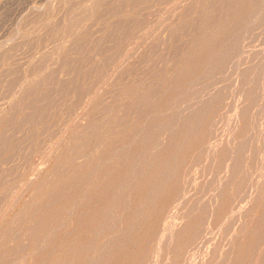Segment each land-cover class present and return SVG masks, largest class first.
<instances>
[{"label":"rangeland","instance_id":"obj_1","mask_svg":"<svg viewBox=\"0 0 264 264\" xmlns=\"http://www.w3.org/2000/svg\"><path fill=\"white\" fill-rule=\"evenodd\" d=\"M141 1L143 2V0H122V1L120 0L121 3L119 2V0H0V109H2L1 112H0V116H2V117H0V119H1L0 120V133L2 132L0 134L1 135L0 136V142H2V140H3V142L0 143L1 144L0 145V153H1V155H0V201H1L0 205L4 208L3 209L0 206V213L2 212V209L4 211L3 212V214H4L3 221L4 222L2 221L1 224H0V256L4 254L7 259L8 258L12 259V256H11L10 253L14 252L15 250H16L15 252H18V250L21 249L20 247L23 246L25 248V246H26L27 249H23L22 248L21 250H19L20 254H21V258L24 259L23 257L25 256V259L24 260L19 259L20 262L18 261L17 264L18 263H20V264H51L52 258H55L56 260H57V258H60L59 264H60V261L61 262H65V264H87V262L90 264L92 261H93L92 262L93 264H97V263L98 264H153L154 262L156 264H172V263L173 264H185V263L186 264H188V263L192 264L190 261L193 262V260L197 261L198 263L202 262L201 264H218V262L221 263V264H228V263L229 264H249L251 261L252 262L250 264H254V263L255 264L256 263L259 264V262H260V264H264V253H263L264 250L261 249V248H264V245H263L264 244V238H263L264 237V234H263L264 230L262 229V228H264V214H263L264 213V195H263V192H264L263 191L264 190V176H263L264 168L263 167L264 166L262 167L261 166L262 164L261 165L258 164L260 162V163H263V165H264V158H263L264 157L263 156L264 155V150H262V148H264V138H263L264 134H262V131L264 133V129H263L264 128V124H263L264 123V117H263L264 115H262V114H264V109H262L261 108L262 105H260L261 102H262L263 107H264V94L260 95V93H262L263 90H264V87H263V85H264V79H263L264 78L263 77V75H264V64L263 65L261 64L262 61L264 63V60H262V58L264 59V57H263L264 56L263 55L264 46L262 47V44L264 45V43H262V42H264V41H262L261 43H258L261 40V38L263 36V33H264L263 30L259 29V28H263L264 29V24H262V23H264V20L262 21V23L257 21L258 19L260 21L262 20V18L261 19L259 18L260 17L259 15L263 14L262 12H263L264 8L262 9V7H264V5H262V4H264V2H263L264 0H262V2H261L262 4H261V6H259V8L262 9V11L259 10L258 8H256V7H258V3H260V0H258V3L255 2L256 4H254V0H252V1L251 0H243L244 2H242L241 0H237V1H235V0H225V1L222 0L223 3L221 2V0H214V1H216V2L213 1V3L215 4L214 7H212L213 6L212 1L210 2L209 0H203L202 2H200V0H148V1L144 0L143 3ZM233 1L236 4H234ZM255 1H257V0H255ZM190 2H192V3L190 5H188ZM227 2H228V5H226ZM123 3H124V5H123ZM229 3H233L234 6L232 7V11H231V14L228 16V18H229L228 19L227 16H226V12L224 10H227V8L231 9V7H228ZM244 3H245V5H244ZM251 3L256 5V7L253 6V4H251ZM121 5H123V7ZM204 5L209 10L206 9L207 11H204L205 10L204 9V7H205ZM251 5H252V7H251ZM74 6H76V7H74ZM86 6H88L87 9H86ZM131 6H132V8H131ZM210 6L213 9H211ZM218 6H219V9L216 10V7L218 8ZM241 6H242V8H241L242 10H240ZM142 7H143V9H141ZM186 7H187V9H186ZM222 7H223V9H221ZM183 10L187 11V13L186 12L183 13L184 16L182 15ZM198 10L199 11L203 10V11L202 12H197ZM250 10H253V11H250ZM258 10H259V12H258ZM89 11H90V13H89ZM188 11L189 12L191 11V12L189 13ZM79 12H81V13H79ZM205 12H207V13H205ZM219 12H220L221 15L219 14V16H217ZM224 12H225V15L223 14ZM249 12H250V14L253 13V14H256V15L258 13V16H259L258 18L255 15V18L257 20L255 18H252L253 23H254V20H256V22L254 24L252 23V20L250 19L252 17V14L250 15L251 16L250 17L249 14H248ZM198 13H201L200 15H202V16L201 17H197L196 14H198ZM204 13L206 15L212 14L211 17L208 19V21L205 18V14ZM203 14H204V18H203ZM239 14H240V16H239ZM244 14H246V15H244ZM70 15H72V16L70 17ZM138 15H140V16H138ZM192 15H193V17H191ZM200 15L198 14V16H200ZM214 15H216L217 19H216V17ZM67 16H68V18H67ZM225 16H226L227 20H231V21H230V23L227 24V26H226L227 29H224V30H222L220 32L219 38L217 40H213V41H216V42H214L215 43L214 44L213 41H211V39L209 37V34H206L207 33V29L208 28H209V30L212 29L210 31L208 30V33L209 32L212 33L215 30V28L217 30V27H215V26L219 22L223 23L222 20H225ZM175 17H176V19H175ZM241 17H242V19H240ZM244 17L245 18L247 17V20L244 19ZM77 18L79 20L80 19L81 20L79 21ZM125 18H128V20H125ZM131 18H132L133 22H134V19L136 21L134 23L131 22L130 21ZM189 18H192V19L189 20ZM194 18H196V19L198 18V20L201 19L200 22L199 21L197 22L198 23L197 26L195 25V23L197 21L196 19H195V21L193 23ZM213 18H215L216 21ZM66 19H67V21H66ZM82 19H83V21H82ZM173 19H175V21H172ZM204 19H205V21H204ZM212 19L215 21L214 22L215 26L213 25ZM218 19H220V20H218ZM243 19L246 20L247 22L244 21ZM263 19H264V17H263ZM69 20H71L72 22H69ZM77 20L79 21L78 23L81 24V22H82V24L81 25L79 24L76 27V24H78L76 22ZM235 20H237V21H235ZM239 20H241V21H239ZM73 21H74V23L76 22L75 25H74ZM120 21H122V22H120ZM171 21H172V23H171ZM67 22L69 24V28H72V29L69 30L70 32L67 30V29H69ZM127 22H129L128 24L131 25V26L129 25V28H128L127 25H125V24H127ZM136 22L138 23V25H136ZM176 22H177L178 26H177ZM203 22H207V24L210 23V22L212 23V25L210 23L211 27H209L210 25L208 24L209 25L208 28H206L207 26L204 25L203 28L204 29L206 28L205 29L206 32H205V30L202 27L199 28L200 26H202ZM237 22H239V23H237ZM71 23H73V26L70 25ZM188 23L194 24L193 27L190 24L188 26ZM257 23H260V26H258L259 24L257 25ZM63 24H64V27H63ZM120 24H121L122 28H120L118 30L117 28L120 27ZM173 24H175V25L172 26ZM181 24L183 25V27L181 26ZM184 24H186V29H185V25ZM117 25H119V26L117 27ZM135 25H136V28H135ZM219 25H220V23H219ZM219 25H218V27H219ZM247 25H250L249 28L247 27ZM70 26H72V27H70ZM80 26H82V27H80ZM126 26L128 28V31H127ZM171 26L174 27L175 29H173V28L171 29ZM187 26L189 28H187ZM228 26H230V27H228ZM241 26L245 27L246 29L248 28L249 29L248 33H246L245 31H247V30L242 28ZM251 26L254 29L252 31H251V29H252ZM191 27L192 28L195 27L193 29V31H194L193 33L197 32L196 34H197L198 38H200L199 39V43L200 44L197 41L198 40L197 36L190 32V31H192ZM240 27L242 29H244L243 31L245 33L242 31V29H240ZM256 27L259 29V31L261 30V33H262V34L259 33L258 29L256 30L260 34V35L259 34L254 35L256 38L259 36L258 38H260V39L258 40V38H257L258 41L256 40V38L252 39V37H251V35L257 33L255 31ZM73 28H74V30L75 29L76 30L73 31ZM133 28H135V29H133ZM183 28L185 29V31L188 30V32L185 33V31H182ZM231 28H232V30H231ZM53 29L55 31H52ZM115 29H116V31H115ZM199 29H201L202 31L200 30L201 32H199ZM229 29L231 31H233V32L230 31L231 35H229L230 34ZM239 29H240L241 32L239 31ZM61 30H62V33L60 32ZM172 30H173V32H172ZM174 30H175V32L177 31V33H178V34L176 33L177 35H175ZM180 30H181V32H180ZM203 30H204V32H203ZM225 30H226V32H225ZM234 30H236V31H234ZM122 31H124V32L126 31V34L124 32H122ZM254 31L256 33H254ZM189 32H190V35L188 34ZM234 32L235 33L237 32L236 34L238 36L235 35ZM250 32H251V34H249ZM53 33H54V35H52ZM59 33H60V35H59ZM108 33H109L110 36L112 34V36L111 37L110 36L107 37ZM120 33L123 34L124 36L120 35ZM180 33H182L183 36H181ZM203 33H205L204 36H203ZM243 33H244V35L245 34L246 35L249 34L250 36L248 35L249 37L246 36V38H244L245 36L243 35ZM187 34H188V36L186 37L185 35H187ZM58 35H59V39H58ZM220 35L221 36L223 35L222 39H220L221 38ZM232 35L234 37H231ZM166 37H168V38H166ZM175 37H177L178 40ZM189 37L191 39L192 38L193 39L190 40ZM235 37H236L237 40L235 39ZM237 37L239 39L241 38L240 41L238 40ZM162 38H165V39H162ZM174 38H175V40H174ZM187 38H189V40H190L189 43H187L188 42V40H186ZM263 38H262V40H263ZM184 39L186 40V45L182 43V42L185 43ZM249 39H250V41H249ZM164 40L167 41V42H165ZM193 40H195L196 43L192 42ZM201 40L204 42V44H203V42H201ZM232 40L234 42H235V40L239 41V42H235L236 43V45H235L234 42H232ZM158 41H160V42L162 41V42L159 43ZM180 41H181V44H180ZM225 41H226L227 44L229 43L226 46H225V44H226ZM247 41H249L248 42V46L251 44L249 47L248 46L246 47V46L243 45V44L247 45ZM251 41L254 42V43L252 44ZM157 42L160 44L159 46H157L158 45ZM164 42L166 44L169 43V45H166V44L164 45L163 44ZM208 42L210 44H208ZM240 42H243V43H241L242 45L240 44ZM113 43H114V46H113ZM177 43H179V46L182 48L181 50H180L179 46L175 47V45ZM191 43H192V45H191ZM195 44H196L195 48L192 47ZM206 44H207V47H206ZM220 44H223V46L220 45ZM231 44H232L233 47L231 46ZM237 44H240V45H237ZM80 45H82V46H80ZM171 45H174V46L171 47ZM190 45H191V47H190ZM154 46H157V47H154ZM164 46L165 47L169 46V47L165 48ZM185 46H188V47H185ZM229 46L231 47L230 51H229L228 48H226V47H229ZM237 46H241L242 50L246 49V50H244L246 52H247V50H249L248 53H246L244 51H241V48L239 49V47L237 48ZM242 46H244V48ZM57 47H58V51L56 50ZM60 47H61V49H60ZM152 48H154V49L152 50ZM175 48H177L176 49L177 52L174 50ZM178 48H179V50H178ZM187 48H189V49H187ZM206 48H208L207 52L204 51V49L206 50ZM209 48L210 49L213 48L214 51L213 52L208 51V50H210ZM233 48H234V50H233ZM249 48H251V50L252 49L253 50L257 49L256 50L257 52L256 51L254 52L253 50L252 51L255 54L257 53L258 58H257V56L254 53H252V51ZM258 48L261 51H259ZM59 49L61 50L60 52H59ZM171 49L174 50L173 51L174 55L171 52ZM154 50H157V52L154 51ZM160 50H162V51H160ZM192 50H193V52H192ZM150 51L151 52L153 51L155 53V55L154 56L151 55ZM163 51L165 53H167V54L163 55L164 54ZM186 51H188V52H186ZM234 51L235 52L238 51V53L237 52L235 53ZM48 52H49V54L51 53L52 56H51V54L49 55ZM181 52L184 55H181ZM185 52L189 56H187L185 54ZM217 52H220V54H218L219 56L217 55ZM221 52H223V53H221ZM227 52H229L230 55ZM239 52H240V54L242 52L243 53L240 56H238ZM45 53H46V55H45ZM156 53L158 54V56L156 55ZM207 53H209V54H207ZM226 53L230 56V58L228 57V55H226ZM232 53L235 54L237 56V58H236L235 55H234L235 56L234 57L232 55ZM251 53L255 55V57H252L253 59L250 58L252 56ZM258 53H259V55L262 54L263 56H261V58H260ZM145 54H146V56H144ZM175 54H177L176 55L177 57L180 56V58H177L175 56ZM221 54L222 55L225 54V55H223V57H222ZM246 54H247L248 57H246ZM47 55H49L50 57L49 58L45 57ZM97 55L99 56L98 58H97ZM168 55H169V58H168ZM242 55L244 56V58H243ZM103 56L108 57V58L106 59ZM142 56H143V58H142ZM173 56H175L176 58L173 59L172 58ZM210 56H211V58H210ZM146 57H148L149 59L148 58L146 59ZM150 57H152L151 58L152 60H150ZM163 57H165L164 58L165 62H163V59H162ZM185 57H187V58H185ZM196 57H198V58H196ZM226 57H227V59H226ZM44 58L45 59L47 58L49 61L47 60L46 63H45V61H44L45 59ZM199 58L201 59V62H200ZM228 58L231 59V60H229ZM241 58H243L242 60H244V61L240 60ZM245 58H247V60ZM102 59L104 60L103 61L104 63L101 62V66H100L99 64H100V61H102ZM105 59H106V61H105ZM166 59H168V61H166ZM171 59H173V60H171ZM186 59H187V61H186ZM192 59H194V61H191ZM219 59H221V60L225 59V61L222 60L225 63L220 62ZM159 60L162 61L163 63H165V65L163 63H160ZM209 60H210V62H209ZM216 60H217V62H216ZM228 60L229 61L238 60L237 62L240 61V63H238V66H237L236 61L235 62H229ZM252 60H254V62L257 61V63L252 62ZM141 61H142V63H141ZM154 61H155V63H154ZM260 61H261V63H260ZM146 62H148V63H146ZM249 62L254 63L256 66L254 65V68H253V64H251ZM145 63L147 64L146 66L144 65ZM157 63H159V65ZM174 63H175V65H174ZM204 63H206V64H204ZM208 63H210V65L212 67ZM212 63H213V65H212ZM226 63H228V64L229 63L230 64L234 63L232 65H235L234 66L235 67V71L233 70L234 67L232 65L231 66L229 65V67H228V64H226ZM77 64H80V65H78V67H76ZM160 64H163V65L161 66ZM180 64H185V65L180 66ZM248 64H250V65H248ZM257 64H259L260 68H259V66ZM172 65H174V66L172 67ZM199 65H202V66H199ZM216 65H218V66H216ZM221 65H223V66H221ZM242 65H243V67L241 68ZM159 66H160L161 70H159ZM170 66L172 67L171 69H170ZM248 66L249 67L251 66V69ZM42 67H43L44 71L41 69ZM80 67H82L83 69L80 68ZM183 67H186V68H183ZM213 67H214L215 70L212 69ZM226 67H228V68H226ZM230 67H232V69ZM256 67H257V69H256L257 71L255 70ZM77 68H78V70H77ZM147 68L149 69V71H147ZM166 68L167 69L169 68V70L165 71ZM207 68L208 69L210 68V69L207 70ZM216 68L218 69V71L221 70L220 71L221 75L219 74L220 72H217ZM243 68H244V70H243ZM248 68H249L250 71L249 70H247V71H249V72H247L245 70V69H248ZM261 68L263 70H260ZM89 69L91 71H92V69H94V70L92 71V73H91V71H89L88 73L84 72L85 70L88 71ZM150 69H151V71H150ZM176 69H177V71H176ZM185 69H186V71H185ZM211 69H212V71H211ZM222 69H224V70L225 69H229V70L233 71L232 72L233 74H231L230 71L225 70V71H227V72H225ZM239 69H242V70H239ZM258 69L261 71V73H259ZM80 70H82V72ZM155 70H157V71H155ZM206 70L211 72L210 74H213L215 72L216 76H215V74H214V76L216 77V79L218 81L220 80V83H218L219 86L214 81V80H216L215 77L211 75L212 77H214V79H213L208 74L209 72H205ZM75 71H76V74H75ZM77 71H78V73H77ZM79 71L82 73V76L79 75ZM146 71H147V74H145ZM163 71H165V74L161 73ZM167 71H168V73H167ZM223 71L226 74H229V75L228 76L225 75V73ZM240 71H242V72L244 71L245 73H242ZM179 72L181 74H183V77H181L182 76L181 75L179 77V79H176V76L178 74H180ZM234 72H236V73H234ZM237 72L240 73V75L242 74V76L244 75V77H246V75L248 74V76L246 77V80H245L244 77L240 76L239 74L237 75ZM255 72H256V75H255ZM152 73H153V75L155 73H158V75L156 74V75L153 76ZM199 73H200V75L201 74H205V75L207 74L209 76L207 77V75L206 76L204 75L205 76L204 77L203 75H201V77H200L198 75ZM217 73H218V75H217ZM86 74H88V75L86 76ZM257 74H259L261 76V78L260 77L258 78ZM150 75H152V77ZM163 75L165 77H167L166 80H165V77ZM197 75L199 76L198 79L196 78ZM219 75L221 77H219ZM234 75H236V76H234ZM251 75H253V76H251ZM33 76H35V78H33ZM73 76H75V77L73 78ZM85 76L88 77V78L90 77V78L87 79ZM155 77H156V79H155ZM203 77H204V79H203ZM224 77L225 78L229 77L230 80H231L232 77L233 78L235 77L234 79H236V80L234 82L233 78H232L233 80L230 81V80H226ZM252 77H253V80H252ZM80 78H81V80L79 81ZM157 78L159 80H161V79L164 80L161 83V85L164 84V89L161 92V94L163 95V93H165V95H163V98L160 101V108L162 107L160 112H162L164 115H162L161 113L159 114V112H157L158 114H154V116L155 115H158V116H155V118H154V116L152 115L153 113L145 111L146 110V108L144 107L145 104L143 105V103L141 102L142 105L140 106V102H138L137 99H135L136 98L135 95H137V92L140 89H142V87L146 86V84L148 85V83L150 81H151V83H153L152 82L153 79L158 80ZM200 78L203 79V84L201 83L202 81L199 82ZM218 78H220V79H218ZM242 78H243V80H242ZM175 79H176V81H175ZM239 79L241 81H239ZM258 79L259 80L261 79L260 83H259ZM44 80H45V82H44ZM100 80H101V82H100V85L98 86L97 84H99L98 82ZM190 80H192V81H190ZM221 80H226V82L225 81L222 82ZM25 81H28V83L25 82ZM66 81L67 82L69 81L68 82L69 84ZM143 81H145V82H143ZM166 81H167V83H166ZM170 81H171V83H169ZM196 81L199 82L198 85H197ZM209 81H211V82L214 81V82L213 83H208ZM247 81L249 82V84L247 83ZM254 81H255V83H254ZM19 82H21V83L19 84ZM36 82L38 84H41V85H38ZM65 82H66V84H65ZM187 82H191V83L190 84H185ZM205 82H206L207 85L208 84L213 85L214 83L215 84L213 85V87L210 86V85H209L210 86L209 87L206 84H204ZM224 82H225L224 87L227 84L228 85H227V87L224 88V93L222 94L220 92L223 91V89H222L223 87H221V89H220V86H221V84H224ZM230 82L234 83V85L236 84V86L234 87V85L232 83H231V85H233V86H231L229 84ZM251 82H252V85L253 84L257 85L256 82H258L263 87V89H262V87L259 85L262 91L257 88L258 85L256 87H255V85H253L255 89H253L254 93L253 92L251 93L252 88H253V86H249L251 84ZM262 82H263V85H262ZM71 83L73 85H70ZM87 83H88V85H87ZM23 84H25V85H23ZM32 84H34V85H32ZM77 84H79V85H77ZM116 84H118V85H116ZM240 84H241V86H240ZM246 84H247V86H246ZM81 85H82V87H81ZM193 85H195L196 87L199 86V87H197L198 89L195 86H193ZM204 85H206L207 87L206 86L204 87ZM216 85H217V87H216ZM237 85H238V87H237ZM72 86L73 87L75 86V88H72ZM133 86H134L135 89L133 88ZM173 86L174 87L176 86L177 88H174ZM10 87H12V88H10ZM29 87H30V89H29ZM34 87H38L39 89L37 88V90H34L35 89ZM63 87H65L66 89L63 88ZM187 87H189V89H188V90H190L189 92L187 91ZM193 87H195L196 91L195 90L191 91L193 89ZM228 87H230V89H227ZM231 87H232V89H234V92L232 91ZM236 87L238 89H236ZM240 87L241 88L242 87L245 88L246 91L243 88L241 90ZM32 88H34V89H32ZM69 88H71L70 91H68ZM113 88L115 89V91H114ZM117 88L119 90H121V91H117L118 90ZM168 88H170V89H168ZM207 88H209V89H207ZM216 88H218V90ZM12 89L16 90L17 92L12 90ZM31 89L34 90L33 91L34 93L32 92ZM92 89H93V91H92ZM111 89H113V91H110ZM201 89H202V91H201ZM210 89L211 90L213 89L212 90V94H210L211 92H209V91H211ZM164 90H166V92H164ZM214 90L217 91V92L219 91V92L215 93ZM74 91H75V93H74ZM78 91H80V92H78ZM108 91H109V93H108ZM181 91H183V94L181 93ZM198 91H200L201 93L198 92ZM226 91H228L227 94H226ZM258 91H260L259 94L257 93ZM23 92H25V93H23ZM27 92L28 93L32 92L33 94H30V93L28 94ZM43 92L46 95H44ZM89 92H91V93L87 94ZM114 92H116V93H114ZM184 92H185V94L186 93H188V94L185 95ZM194 92H196V93L198 92V94L196 95V93H194ZM204 92H206V94L209 92V95L207 94L205 96V94H204L205 98L203 97V93ZM229 92H230V94H229ZM239 92L240 93L242 92L241 93L242 96H241V94H239ZM245 92H246V94H244L245 95L244 96L243 93H245ZM179 93H181L183 96H181V94H179ZM191 93H192V95H191ZM255 93H257L259 96L263 95L262 96L263 98L259 97ZM22 94H23V96H22ZM214 94H216V96ZM232 94H233V96H232ZM247 94H248V96H247ZM253 94H254V98L255 99L253 98ZM110 95H112V96H110ZM178 95L181 96V97L180 96L179 97L181 98L182 101L180 100ZM199 95L200 96L202 95L201 96V100L204 99L205 102L207 101L206 104H208V109H209L207 114L205 113V111L207 112V109L204 110L205 107L203 108V110H201L202 108H200V107L206 106V105H204L205 103L202 102V104H201L198 101V100H200V99H198ZM217 95L220 96V98H218ZM230 95L232 96V98L229 99V97H231ZM255 95H256L257 98H259V100L255 97ZM21 96H22V98H21ZM94 96H95V98H94ZM134 96H135V98L132 99V97H134ZM194 96L195 97L197 96V98H196L197 100L194 99ZM209 96L212 97V98L209 99ZM214 96L216 98L220 99V100L217 99V100L214 101L213 99H216ZM240 96H241V99H243L242 97L246 98L245 100L243 99L242 102L239 100V102H241L243 104V106H242L241 103H239L237 101V99ZM34 97H36V98H34ZM37 97L40 98V99H38ZM206 97H208L207 99H209V100H206ZM234 97H236V100H235ZM20 98L23 99V100L21 101ZM43 98H44V101H43ZM224 98H225V100H224ZM233 98H234V100L236 102H238L237 103L238 105H236V102L233 100ZM37 99H38L39 102L37 101ZM41 99H42V101H41ZM176 99H178V101H176ZM189 99H191V101L194 100V101H192V102L190 101V102L192 104L194 103L195 105H192L191 103H189ZM211 99H212L213 102L211 101ZM30 100H32V102ZM100 100H103V101L101 102ZM221 100H222V102H221ZM226 100H229V101H226ZM230 100H231V102H233L232 104H230L231 103ZM208 101L209 102L211 101L212 103L211 102L209 103ZM253 101L256 102V103H253ZM18 102L20 104H18ZM45 102H47L48 105ZM94 102H95V104H93ZM131 102L133 103V105L131 104ZM176 102H177V104H180V105H177ZM195 102L199 103L200 107H199L198 111L195 110V109H198V105H197V108H195L196 104H197ZM219 102H220V104H219ZM223 102H228L229 105L227 103L224 104ZM26 103H27V105H25ZM28 103H30V104H28ZM33 103L35 104V107H34ZM42 103H44V106H43ZM97 103L100 104V105H98ZM127 103H129V104H127ZM32 104H33V108L31 107ZM86 104H87V106H86ZM92 104H93V106H92ZM116 104H118V105H116ZM175 104L178 106V108H177V106ZM190 104L193 106L192 107L193 111H192L191 108H190V110L188 108V107L191 106ZM211 104H213V105H211ZM221 104H222V106H221ZM38 105H40V107H38ZM107 105L110 106V107H108ZM114 105H115V107H114ZM137 105L140 106V108H136ZM183 105L188 110L183 108V109H181L182 110L181 111L180 108H182ZM209 105H210V108H209ZM230 105L233 106L232 109H236L234 111L238 110L237 112H235L237 114H233L232 113L233 110L230 109L231 108ZM28 106H30L32 109H30V107H28ZM47 106H49L51 109L49 107H47ZM101 106H103V107H101ZM219 106H220L221 109L219 108ZM258 106H259V109H262V110H259L257 108ZM105 107H106V110H105L106 113L104 112L102 115L100 113H98L99 110H101L102 108L105 109ZM123 107L126 108V109H124ZM226 107L229 108V110L226 109ZM107 108L110 111H107ZM135 108H136L137 111L134 110ZM175 108L178 111H176ZM242 108H244V110ZM21 109H24V110H22V112L20 113L19 111H21ZM44 109H46V110H44ZM104 109L101 110V113H102V111H104ZM112 109H113V112H112ZM121 109H122V111H121ZM223 109H224V111H223ZM15 110L17 111L16 113H14ZM37 110H39V111H37ZM47 110H48V113H46ZM86 110H87V112H86ZM132 110L134 111L133 114L130 113V112H132ZM165 110L166 111L168 110L167 111L168 113L171 110V111H174V112L176 111V113L179 112L178 114H180L179 116H177L180 119L179 118L177 119L176 115H178V114H176L174 112H171L172 115L174 114V118L172 117V121H174L173 119H176L177 121L175 120L174 123H175V125L177 124V126L179 127V129H176V128H178L176 126H175L176 128L174 127L177 130L175 132L176 134L174 133V129H173V134H171L172 133L171 130H170L171 133L168 131V133L166 134V132H167L166 130L161 131L162 128L160 130V128L154 127L153 125H151L152 123L153 124H158L160 121H163L167 117L170 118V116H172L171 113L168 114ZM186 110H187V112H189V111L190 112L187 113ZM230 110H232V111H230ZM257 110H258V112H260V115H262L261 118L263 117L262 118L263 120L260 118L259 114H258V116H256V114L258 113ZM27 111L30 112V114L26 113V115H25L24 113L27 112ZM115 111L117 112V114H116ZM180 111L182 113H180ZM226 111H227V113H226ZM228 111H230V113ZM253 111L255 113H253ZM31 112H33V113H31ZM40 112H41V114H39ZM164 112L166 113V115H168L167 117H166ZM183 112H184V114H183ZM203 112H204V114H202ZM249 112H252L253 115L255 114L253 116V118L251 116L252 113L250 114ZM34 113L38 114L37 116L35 115V117H34L35 119L32 116L27 118V115L30 116L32 114L34 116ZM112 113H114L113 115L115 117L113 115L112 116L114 118H116L115 121H118V120L119 121H124V119L128 120L130 117H132V118H130L128 121L125 120V122H122V124H120V125L119 124L115 125L114 122H113L114 118L111 117V116L107 117V115H110ZM121 113H123V114H121ZM124 113L125 114L127 113L126 116H125ZM146 113H148V114H146ZM191 113L193 114V117H191L192 116ZM194 113L197 114V116ZM198 113H200V115H198ZM222 113L223 114L225 113L224 116L226 114L229 115L228 118L226 116V118H227L226 120L227 121H225V117L222 115ZM231 113H232L233 117L230 115ZM12 114H13V116H14V114H16L15 117H12ZM45 114H46V117L44 119L42 117H44ZM145 114H146V116H145ZM181 114H183V117H182ZM118 115H120V116H118ZM150 115H152V116H150ZM203 115L204 116L206 115V117H205L206 119H201L203 117ZM220 115L222 116V118H220L221 117ZM234 115H237V119L239 121H236V116H234ZM98 116H100V117H98ZM143 116H145V117H143ZM198 116L199 117L202 116V117L199 118ZM212 116H214V118ZM11 117L15 118V119L11 120ZM21 117H22V119H21ZM95 117H97V118H95ZM106 117L108 119H111V118H113V119L108 121ZM139 117H140V119H138ZM189 117H191L190 120H189ZM197 117H198V120L201 119L203 121L200 120L201 121V123H200V121H197V119H196ZM250 117L253 120H251ZM7 118H10V119L6 120ZM24 118L30 119L32 122L30 120L29 121L32 124H30L28 120L25 122ZM41 118L44 119V120L42 121ZM105 118H106L107 121L105 123H103L105 121ZM254 118H256V119L254 120ZM93 119H94V122H99L98 124L101 123L100 126L102 125V127H100V129H98L99 132L98 131L95 132V133H91L90 132L89 138L91 137V135H92V137L90 138L91 140L89 139L88 141H89V143H91V145L86 142L87 144L86 143L85 144L87 145V147H85V145H84V147H85L84 150H83V147L81 149L80 148L79 149L78 148L74 149L73 145L70 146L69 145L70 143H68L72 139V137H70V136L72 134L74 135V134H76V133L78 134L80 132L87 134V130H88L87 128H89V125H90L88 122L91 123V121ZM102 119H103V121H102ZM183 119H184V123L182 122ZM193 119H195V120H193ZM260 119L262 120L263 123L260 121ZM14 120H15V122H14ZM21 120H23L22 124H21ZM37 120H39V121H37ZM158 120H159V122H158ZM213 120H215V121H213ZM218 120H219V122H218ZM231 120H233V122ZM258 120H259V122H258ZM45 121L46 122L48 121V122L46 123ZM185 121H187V122H185ZM189 121H190V124H189ZM196 121L198 123H200V125H198L199 127H197V128H196V126H197L198 123ZM220 121H221V123H220ZM251 121L259 123L257 125V127H260V128H256V124L257 123L255 124V123H252ZM18 122H19V124H21L23 126V127L21 126V129L19 128L20 125L17 124ZM34 122H35V124H34ZM37 122L38 123L40 122V123L37 125L36 124ZM145 122H146V124H145ZM215 122H217V123H215ZM223 122H224V124H223ZM44 123H46V124H44ZM71 123H73V124H71ZM85 123H86V125H85ZM195 123H197V124H195ZM212 123H213V125H212L213 128L211 127ZM219 123H220V125H219ZM233 123H234V127H233ZM33 124H34V127H33ZM48 124H49V126H48ZM65 124H66V127H65ZM180 124H182V125H180ZM187 124H189V125L187 126ZM228 124L231 125V126L229 125L230 129L227 128ZM235 124H236V127H235ZM12 125H14V127H12ZM70 125H71V127H68ZM80 125H84V126H80ZM126 125H127V128H126ZM146 125H148V127ZM110 126L113 127V128L111 129ZM141 126L143 127V131H145V129H146V131H145V133H146L145 135L146 136H144V132L141 130ZM253 126H255L256 129L252 128ZM15 127H17V128H15ZM27 127H28V130L31 129V128L32 129L28 131ZM189 127H190V129L193 127L192 128V130L194 129L193 132L192 131L190 132V130H188ZM214 127H216V129H214ZM2 128H3V130H2ZM63 128H64V130H63V133H62V129ZM83 128H85V129H83ZM185 128H186V130L189 133H191L190 134L191 136L188 134V132H186ZM78 129H80V131H78ZM82 129H83V132L81 131ZM133 129H135V130L133 131ZM226 129H228V133H229V135L231 137L226 132L227 131ZM254 129H255V131H253ZM120 130L122 132H120ZM139 130L141 132H139ZM154 130L157 131L159 134L157 132L155 134ZM195 130H197V131H195ZM216 130H218L219 132L221 131V133H219L220 135L219 134L217 135L215 133V132L218 133V131H216ZM211 131H213L214 133L211 132ZM115 132L116 133H122V141L125 142V144H122V147H124V145L126 147V149L123 152L122 157H121V160L124 161L125 165H124V167H121V170L119 172L114 170L115 168L118 167V163H117L119 161V156L118 155L120 154V153L119 154L115 153V150L119 147V145H118V141L119 140H117L115 138V136H116ZM208 132H210L211 135ZM250 132L253 135H254V133L257 132L255 134L256 136L252 135L254 138L251 137V133ZM64 133H66V135ZM138 133H140L141 135L143 134V135L141 136ZM13 134H15V135L13 136ZM30 134H31V136H30ZM34 134H35V136H34ZM149 134H150V136H152L151 138H150ZM169 134L172 135V137L169 136ZM179 134H180V136H179ZM212 134H213V136H212ZM214 134H215V136H214ZM221 134H223V135H221ZM248 134H249V137L248 136L247 137L248 138H250V137L252 138L250 140H253V139L256 140V141L253 140L254 141L253 143H255V147H254V145H252L253 144L252 141H250L246 137V135H248ZM3 135H4V137H3ZM7 135H9V136L12 135L13 138L11 136L10 140H9V137ZM147 135L149 137H147ZM163 135H164V139L162 140ZM232 135L234 136V138H232ZM62 136L64 137L63 139H61ZM67 136H69V137H67ZM110 136L113 137V139L111 141H110ZM128 136H129V138H127ZM137 136H139L138 138L140 140L138 138L135 139V137H137ZM183 136H184V139H183ZM186 136H188V139H190L189 141H188ZM218 136H219V138H218ZM221 136H222L223 139L221 138ZM2 137H3V139H1ZM28 137H30V140H28L29 139ZM32 137H33V139H32ZM99 137H101V138H99ZM142 137H143V139H142ZM244 137H245V140L246 139L249 140L248 144L247 143L245 144V142H248V141H243ZM255 137L256 138L258 137L259 139L258 138L256 139ZM24 138H25V140H24ZM96 138L98 140H95ZM144 138L146 139L145 141H144ZM4 139L6 140V142L8 141L7 143H8L9 146H7L4 143L5 142ZM13 139H14V142H13ZM158 139H159V142H161V143L165 142V143H162L163 145L161 143H158V147H160L159 150H157L158 147H156ZM212 139H213V141H212ZM230 139H232V140H230ZM60 140H61V142H60ZM134 140H135V142H134ZM170 140H172L171 143H170ZM227 140H229V142H230V143L227 142V143H229L228 146H227V143H226ZM29 141H31V142L28 143ZM240 141H243V142H240ZM144 142H145V144H144ZM154 142H155V144H154ZM174 142H176V143H174ZM178 142H180V143H178ZM219 142H220V144H219ZM58 143L60 145H58ZM82 143H83V141H82ZM128 143L131 144L130 146H132L131 147L132 150L129 149L130 146L128 147ZM211 143L214 146H211ZM95 144L101 145V148H98L97 152H94V150H92V148L95 147ZM126 144H127V146H126ZM259 144L262 145L263 147H261ZM3 145H6L7 149H6V146L4 147ZM31 145L33 146V148H31L32 147ZM144 145H145L146 148L144 147ZM161 145H162V147H161ZM205 145L208 146V148L205 147ZM216 145L217 146L219 145V146L217 147ZM239 145L240 146L243 145L242 148H244L246 145L247 146H246V149H243V151L241 152V151H239V150H241ZM2 146L4 147L3 150H1L3 148ZM175 146H178L177 147L178 149ZM215 146L217 147V149H216ZM229 146H231V150L229 149ZM23 147H24V149H23ZM53 147H54V149H53ZM55 147H57V148H55ZM67 147H69V148L72 147L73 148L72 149L73 152L71 151V149H69ZM147 147H148V150H147ZM155 147H156L155 153H157V154L153 155L154 153L151 150H153V149L155 150ZM181 147H183V148H181ZM209 147H210V149H209ZM30 148L33 149V152L30 150ZM66 148H67V150H65ZM219 148L222 150V152H221V150ZM251 148H254V149L258 148L257 150H260V151L257 152L256 149H255L256 150L255 151L254 149H251ZM199 149H201L202 151H200ZM29 150L32 152V153L30 152V154H33V157H30ZM46 150H47V152H46ZM50 150H52V153L50 155H48V157H47V154L50 153L49 152ZM208 150H209V154H211V152L213 153V154H211V156L213 157V161H212V157H210V155L208 156V152H207ZM233 150H234L235 153H238V154H234ZM244 150H247L246 153L244 152ZM88 151H91V153L89 152V153H87V156H85L86 155L85 153L88 152ZM108 151H109V153H108ZM112 151H114L115 155H113L114 153H112ZM127 151H129V153H127ZM141 151H144L145 154L148 153V154H150L152 156H150V155L148 156V154H147L146 155L147 157H144L145 154H144V152H141ZM160 151H161V153H160ZM205 151H206V153H205ZM214 151H216V152H214ZM254 151L257 152V155L255 154ZM27 152H28V154H27ZM63 152H65V153L63 154ZM68 152H69V154H68ZM138 152L139 153L141 152L142 153V157H143V159L139 160L140 162L136 161L137 160L136 159L137 156L141 157L140 156L141 153L139 154ZM229 152L230 153L233 152V154L231 153L232 155L230 156ZM240 152L242 154H240ZM174 153H175L176 156L174 155ZM177 153H178L179 156L177 155ZM221 153H222V155H221ZM226 153H228L229 157L232 158V159L229 160L228 159L229 158L228 154H226ZM244 153H245V155H244ZM251 153L255 154L253 158H251L250 155H249ZM24 154L27 155V156H24ZM80 154H82V155H80ZM83 154H84L85 159L83 157ZM103 154L106 155L107 158L111 159V160L107 159V160H109V163L107 164V170H105V171L100 170V167L103 166V164L101 163L100 164L101 166H100L99 163H98V162H102L100 160V157ZM126 154H127V156H125ZM205 154H206V156L209 157V158L207 157L209 161H207V159L205 160V158H206ZM215 154H216V156H215ZM259 154H262V157ZM89 155H90V158H89ZM57 156H58V159H56ZM71 156H72V158L74 156L75 157L79 156V157H77V159L73 158V160H75V161H73ZM153 156H155V157L153 158ZM198 156H199V158H198ZM244 156H245V158H243ZM251 156H253V154H251ZM258 156L261 157V158H259ZM69 157H70V161L67 160ZM117 157H118V159H117ZM174 157H175L174 160L177 161V162H175L173 160V163L175 165H173V163H172V159ZM183 157L186 160H184ZM191 157H192V159H191ZM217 157H219V158H217ZM233 157L235 159L237 157L238 158L235 160ZM257 157L262 162L259 161L257 159ZM35 158H36L37 161L35 160ZM148 158L151 159V160H148ZM225 158H227L228 160L226 161ZM44 159H46V160L44 161ZM144 159H146L147 161L146 160L144 161ZM153 159H154V161H152ZM210 159H211V161H210ZM252 159H253V161H252ZM255 159H256V161H255ZM81 160H83V161H81ZM134 160L136 161V163L134 162ZM214 160H215L216 163L214 162ZM239 160H240V164H239ZM42 161H44V162L42 163ZM148 161H152L154 163L151 162L152 163L151 164L150 162L148 163ZM206 161H207V163H206ZM234 161H236L237 163H235ZM245 161H247V162H245ZM257 161H259V162H257ZM65 162H67V163H65ZM79 162H80L81 165L78 167L77 165H79ZM85 162H86V164H85ZM199 162H201V163L199 164ZM224 162H225V164H224ZM58 163H59V165L62 168H65V166L68 167L71 164V166L69 168L70 170H73L76 167L80 168V169L83 168L82 172L85 169L91 170L92 168H94L95 169V172H94V175H93L94 183L89 189L86 190L87 194L86 193L84 194V192L81 193V192H78V191L76 192L75 190H71L69 192V198H67L65 200H59L58 202L53 203L55 200H58V199H54L53 198L54 200L51 202V200L49 198L50 201H48V202L53 203L52 204L53 205V209H56L58 207L57 208V216L58 215L59 216L57 217V220L55 219L54 222H53V225H52V227H54L53 229L56 230V228H58L62 224L61 223L62 219L64 221H66L67 218H68V220L66 222V225L62 229H60L59 231H57V230L54 231V233L56 232L55 234L53 232H51V230L53 231L52 227L49 230H45V234L44 235H46V238L49 237V239H51V240H49V239L46 240L45 238H43L44 240L43 239L36 240L37 241V243H36L33 240H30L29 237H27V238L25 237V238L22 239V237H20L19 233H18V230H19L18 226L21 225V223H19V225H16L18 223V221H19V216L18 215H20L22 212H24L25 209L27 207H29V205L32 204V202H33L32 205H34L35 203H38L39 206H43L44 204H46L47 198H48L49 195L47 194L45 200L41 201V199H39V197L42 196L43 190L41 191V195L37 196V194H35V192H36L35 189H36V187L38 185L41 184L43 178L47 177L50 173H52L54 171L53 167L56 168ZM210 163L213 164V166ZM251 163H253L255 165L257 164V168H256L255 165H253L255 167H252ZM43 164H44V166H43ZM137 164H139V167H136L135 170H137V171L140 170V172H138V173H140V175H138V174L136 175L137 171H133L132 170V169H134L133 167L137 166ZM145 164H146V166H145ZM202 164H203V167L201 166ZM232 164L235 165L234 166L235 168L233 167ZM236 164H238V165H236ZM242 164L243 165L245 164L244 166H246V167L243 166V168H242V166H241ZM97 165H99V168H97ZM214 165H215V167H214ZM130 166H132V168ZM176 166H178V168ZM188 166H190V167H188ZM227 166H228L229 169H227ZM236 166H239V168L241 167L243 170L246 169V170H251V172L252 171L253 172H252V174H250L249 171L244 173L245 170L241 171L242 169L241 170L239 168L237 169ZM258 166H261V168L258 167ZM141 167H142V172L143 171L145 173L147 172L143 177H140V176H142ZM201 167H202V170H201ZM231 167H233L236 171H234ZM249 167H251L253 169H251ZM166 168H167V170H166ZM168 168H170L169 171H168ZM181 168H182V170H181ZM209 168H210V170H209ZM224 168H226L227 170L224 169ZM258 168H260V169L258 170ZM173 169H174V171H173ZM176 169L178 171H176ZM230 169H232V172H230L231 171ZM170 170H171V172H170ZM208 170H209V172H208ZM218 170H219V173H218ZM254 170H255V173H254ZM131 171H133V173ZM166 171H167V173H164V174H168V175H164L163 176V172H166ZM39 172H40V174H39ZM150 172L152 174H150L146 178H144ZM172 172H174V173L176 172V174H174ZM222 172L225 173V175L226 174L227 175L225 176ZM233 172H235L236 174L238 172L239 173H238V175H236ZM248 172H249V174H247ZM37 173H38V175H37ZM96 173H98V174L96 175ZM131 173H132L133 176H135L134 177L135 179L131 178V177H133L131 175ZM158 173L160 174L159 176H158ZM229 173H231V174H229ZM232 173H233V175H235V177L232 175ZM241 173H242V175H241ZM256 173H259V174L263 173V174H261V175L258 174L257 175ZM211 174H215V175L211 177L210 176ZM193 175H194V177L196 176V178L197 177H199V178L198 179H196L194 177L192 178ZM229 175H230L231 178H234L233 181L230 179ZM243 175L244 176L246 175L245 177H247L248 179L245 178ZM253 175H254V177H253ZM127 176H128V178H127ZM170 176H172V177L169 178ZM218 176H219V179H218ZM248 176H250V178ZM259 176H260V179H259ZM190 177H191L192 181L190 180ZM209 177H210V181H207L206 179L207 178L209 179ZM213 177H215V178H213ZM220 177L222 179H224L225 181L224 180L222 181L220 179ZM40 178H42V179H40ZM160 178H161V180H160ZM243 178H244V180H243ZM252 178H253V180H252ZM27 179L33 180V182L31 181L32 182V188L31 189L25 188L24 190H26V191L23 190L24 193H23V191L20 192V194H22V195L20 196L21 198L19 199V201L13 206V208L11 210L7 211V213H6L5 212V207L7 205V202H9L11 200V198L17 193V191H19V189L21 188V186L24 184V182ZM138 179H141V180H138ZM194 179H195V182H194ZM212 179H215V182ZM256 179H258V183H259V181H261L259 183V184H261L260 185L261 188H259V186H258L259 184L256 185V183H257ZM136 180H137V182H135ZM176 180H177V182H176ZM211 180H212V182H211ZM217 180H220V181L218 182ZM235 180H237L238 182L235 181ZM239 180L241 182H239ZM190 181L193 182V183H191ZM247 181H248V185H250L248 187L250 190L247 189V186H248L247 185ZM39 182H40V184H39ZM130 182H131V184H130ZM139 182H140V184H139ZM186 182L188 184L190 183L189 186H188L189 188L187 187L188 184H186ZM209 182L214 183V184L217 182L218 184L216 183V185H212ZM225 182L231 183L230 185H232V186H230L229 184H227ZM250 182H251L252 185L250 184ZM20 183H21V186H19ZM122 183H123V185H122ZM195 183L197 184L196 186H195ZM222 183H223V185H220ZM36 184H37V186H36ZM112 184L113 185L115 184V186H109V185H112ZM154 184L155 185H161V187L158 189V191L155 193V195L153 194V195L149 196V189ZM192 184H194V185H192ZM205 184H206V186L208 185L207 189H206ZM253 184H255V186ZM124 185H129V187L125 188ZM190 185H192V186H190ZM209 185H210V187H209ZM239 185H241L242 187L239 186ZM221 186H222V188H221ZM17 187H18V189H17ZM121 187H122V190H121ZM123 187H124V189H123ZM134 187H135V189H133ZM190 187L191 188L193 187V188L191 189ZM215 187H217V188H215ZM228 187H230V189ZM245 187H246V189H245ZM254 187H255L256 190L253 189ZM256 187H258L259 189L256 188ZM181 188H184V189H181ZM201 188H203L202 189L203 191L200 190ZM204 188L206 190H208L209 188L210 189L208 191H206V190H204ZM212 188L215 189V190H212ZM220 188H221L223 193L221 191H219ZM234 189L236 191H234ZM238 189L239 190L242 189V190L239 191ZM159 190H160V192L161 191L162 192L160 193ZM245 190L248 193H246ZM257 190H259V191H257ZM102 191H103V193H102ZM127 191H128V193H127ZM182 191H184V192L182 193ZM199 191H202V193H204V191H205L206 193L198 194V193H200ZM12 192L14 193V195H13ZM186 192H188V193H186ZM194 192H195V194H194ZM213 192L217 193V194H214ZM242 192L243 193L245 192L248 197H245L246 196L245 193L242 194L245 198L242 197V195L240 194ZM249 192H250V195H249ZM122 193H124V195H122ZM229 193H231V195ZM235 193H237V195ZM81 194L82 195H87V196H94V199L89 204L90 209H85L84 208L85 206L81 204V202L84 200V197H86V196H82ZM181 194H182V197H181ZM183 194H185L184 195L185 197H183ZM196 194L199 195V196L197 197ZM212 194H214V195H212ZM218 194H221V195L218 196ZM238 194H240V195H238ZM256 194H258V195H256ZM156 195H158V196H156ZM200 195L201 196L203 195V196L201 197ZM215 195H216V199H217L215 201H217V203H215L214 200H211V199H215V197H214ZM235 195L237 196L236 199H234ZM5 196H7V197H5ZM155 196H156V198H155ZM179 196H180V199H178ZM186 196L187 197L189 196V197L187 198ZM210 196H211V198H210ZM238 196H239V198H238ZM249 196H251V197H249ZM256 196H257V198H256ZM28 197H29V199H28ZM190 197L191 198L193 197L192 199H194V201ZM204 197H205V199L207 198V201L209 199V201L207 202L204 199ZM3 198H4V200H2ZM74 198H75V200H77V198H78V200L75 201L76 203L78 202V204L74 203ZM182 198H184V199L187 198V199L184 200ZM198 198H201V200H199ZM241 198H243V199H241ZM150 199L152 201L153 200L154 201L152 202ZM202 199H204L205 201L202 200ZM230 199H231V201H230ZM124 200H126V201H124ZM180 200L181 201L183 200V201L180 202ZM239 200H240L241 203H238ZM246 200H248V202ZM254 200H256V201H254ZM2 201L5 203L4 205H3ZM199 201L207 202L209 204L207 207H209V208L206 207V203H203V205L200 204L201 205L200 206L199 205ZM211 201H213V203ZM245 201H246V205L244 206ZM128 202H130V203H128ZM189 202H191V203L195 202L194 203L195 205H193V204H191ZM197 202H198V204H197ZM202 202H200V203H202ZM210 202L212 204H210ZM188 203H189V205H188ZM214 203H215V207H213V210H214L213 211L211 208H212V206H214ZM177 204H178V207L176 206ZM238 204H240V205H238ZM74 205H75L76 209L73 208ZM231 205H232V207H231ZM185 206H186V208H185ZM193 206H195V207H193ZM202 206L203 207L205 206L204 210H203ZM238 206L239 207L241 206V208H239ZM36 207H37V205H36ZM63 207H65V208H63ZM78 207H79V209H78ZM244 207H245L244 210L247 211L245 216H244V213H243L244 211L243 210L241 211L243 214H241L240 212L237 213V214L235 213V212L240 211ZM67 208H69L71 211L73 209L72 215L67 213V211H66ZM230 208H233V209H230ZM77 209L80 210V211H83L85 213L87 212L86 213L87 217H83V220H81L80 219V215H78V214L75 215V213L78 211ZM107 209H108V212H109L108 215H107V213H108ZM183 209H185V210H183ZM187 209H188V211L189 210H192V211L188 212ZM236 209H238V210L236 211ZM33 210H35V209L33 208ZM172 210H173V212H175L174 210H176V212H175L176 215L174 213L175 218H174V216H172V214H173ZM182 210H183V212H182ZM232 210H233V212H232ZM195 211L198 212V213L195 214ZM212 211L214 213H212ZM229 211L232 213V214L230 213L231 215L229 214ZM122 212H123V214H122ZM179 212L181 214H179ZM15 213H16V215H14ZM185 213L186 214L188 213V214L186 215ZM191 213H193V215H191ZM233 213L235 214V216L238 215L237 222L234 221V219L236 220L237 216L235 217ZM3 214L1 213L0 216L1 215L3 216ZM169 214H171V215H169ZM111 215H112V217H111ZM167 215H169V217ZM177 215H178V219H176ZM183 215L184 216L186 215V216L183 218ZM188 215L189 216L191 215V216L189 217ZM232 215H233V218L231 217ZM171 216L174 219L170 218ZM180 216H182V217H180ZM123 217H124V219H123ZM64 218H66V219H64ZM109 218L111 220H109ZM185 218H187V219H185ZM204 218H206L207 220H205ZM225 218H226V221L222 222V221L225 220ZM16 219H18V220H16ZM189 219H191V220H189ZM228 219L230 220L231 223H232V220H233L234 221L233 223L238 225V227H236L235 224L233 225V223H232V226H231V223H229ZM262 219H263V221H262ZM171 220H173L172 222L174 223V225H172L173 223L171 224ZM58 221H60L59 222L60 224L58 223ZM175 221H176V223L177 222L178 223L176 224ZM242 221H246V223L244 224ZM131 223H132V225H131ZM207 223H209V224H207ZM227 223H229V224L227 225ZM219 224H222V225L226 224V225L225 226H221V225L219 226ZM23 225L24 224L22 223V226L20 227V229H23L25 227V225L24 226ZM162 225H164V227H162ZM167 225H168V227H167ZM97 226H99V227H97ZM131 226H133V227H131ZM206 226H209L211 231L208 232ZM240 226L242 227V231L240 230L241 229ZM252 226H254V227H252ZM120 227H121V229H120ZM10 228H11V232L9 233ZM16 228H18L17 231L15 230ZM127 228H129V229H127ZM131 228H134V229H131ZM238 228H240V229L238 230ZM102 229H103V231H102ZM167 229H168V231L170 229H172V230H170L172 232L169 234V236H168V233L170 231L168 232ZM225 229L226 230H230V231L228 232ZM13 230L15 231V235H13V238H12ZM111 230H113V231H111ZM262 230H263V232H261ZM130 231H131V233L129 234ZM216 231H217V233H216ZM224 231H225V233L228 232V234L226 233L227 237H226V234H224ZM5 232H7V234ZM164 232H166L167 234L164 233ZM210 232H212V234L215 237L213 235H211ZM98 233H99V235H98ZM160 233H161L162 236L159 235ZM208 233H210L209 235L212 236V237H210L208 235ZM240 233H241V235H240ZM246 233H247V235H246ZM5 234H6V236L4 237ZM13 234H14V232H13ZM48 234H49V236H48ZM163 234H165V235H163ZM223 234H224V237H223ZM261 234H262V236H261ZM16 235H17L18 239H17ZM94 235H95V238H94ZM109 235H111V237ZM157 235L159 237H161L160 241L163 244L160 241H158L159 238H158ZM198 235H199V237H198ZM14 236L16 237L17 241H15L16 239L14 240V238H15ZM50 236H52V238ZM164 236H165V238H164ZM172 236H173V238H170ZM229 236L230 237L232 236V237L230 238ZM106 237L108 239H111V240H108ZM206 237H208L207 239L209 241H211L212 243L209 242V241H206L205 240ZM222 237H223V239H222ZM6 238H8V241H7ZM216 238H218V239H216ZM129 239H131V240H129ZM167 239H169V241H170L169 245H167L168 242H169V241H167ZM214 239H215V241H214ZM12 240L14 242H11ZM112 240H113V244H112ZM202 240L205 243V245H207V246L204 245ZM223 240H225V243H224ZM230 240H231V242H229ZM5 241L7 242L6 244H4ZM106 241H107V243H110V245L109 244L107 245ZM260 241H262V242H260ZM25 242H27V244L29 246L26 245ZM159 242L162 245V246L159 245L161 247L160 249L158 248L159 246H157V244ZM199 242H202L203 246L201 245L202 243L200 244ZM232 242H233V244H232ZM21 243L22 244L25 243V246H24V244L22 245ZM101 243H103V244H101ZM104 243H105L107 248L106 247L103 248V246H105ZM114 243H115V245H114ZM209 243L211 245H209ZM118 244L119 245L122 244L123 246L120 245L121 246L120 247ZM197 244L198 245L200 244V245L198 246ZM258 244H259V246H258ZM89 245H91V246H89ZM116 245H118L119 247H116ZM196 245L198 246V249H197ZM222 245H223V247H222ZM235 245H236V247H235ZM40 246H41V248H40ZM87 246H88V248H87ZM208 246H210V247H208ZM214 246H215V248H214ZM228 246H229V249H227ZM1 247H2V249L4 247L5 248L2 250ZM32 247H33V249H32ZM93 247H94V249H92ZM202 247H203V249H202ZM53 248H55V249L53 250ZM157 248H158V250H157ZM195 248H196V250H197L196 252L198 253L199 256H197V253L195 252ZM224 248H225V250L223 251ZM232 248H233V252L230 250ZM257 248H258V251H257ZM13 249H14V251H13ZM209 249H210V253H211V250H212V253H211L212 255L209 253ZM219 249L222 250V254H221V251ZM165 250H168V251H165ZM192 250H194V251H192ZM206 250H208V251L206 252ZM4 251H6V254H5ZM213 251H216V252L214 253ZM226 251L229 252V254H231L230 252H232V255L230 256V255L227 254L229 257L226 256ZM255 251H256V253H255ZM31 252L33 253L32 255H31ZM101 252L104 255L103 254L101 255ZM94 253H96V254H94ZM223 253H225V254H223ZM108 254H109V256L107 257L106 255H108ZM154 254H156V255H154ZM169 254H170V256H168ZM186 254H187V256H186ZM206 254L209 257L206 256ZM159 255H160V257H159ZM219 255H220V258H219ZM245 255H247V257H245ZM157 256H158V258H157ZM191 256H196V259H194L193 257L191 258ZM101 257L103 258V260H101L102 259ZM150 257H152V258L150 259ZM222 257H224V258L226 257L227 260H225ZM253 257H254V259H253ZM91 258L93 259L92 261H91ZM156 258H157V260L154 261ZM187 258H188L189 261H187ZM198 258H200V259H198ZM203 259H204V263H203ZM97 260H98V262H97ZM166 260H168L169 262L166 261ZM221 260H223V262ZM234 260H236V261H234ZM256 260L259 261V262H257ZM3 261H5V260H3ZM95 261L97 263H94ZM84 262H86V263H84ZM206 262H208V263H206ZM5 263L9 264V263H7V261H5L3 264H5ZM15 263L16 262L11 263V264H15ZM198 263L193 262V264H198ZM53 264H56V262L53 263Z\"/></svg>","mask_w":264,"mask_h":264},{"label":"bare ground","instance_id":"obj_2","mask_svg":"<svg viewBox=\"0 0 264 264\" xmlns=\"http://www.w3.org/2000/svg\"><path fill=\"white\" fill-rule=\"evenodd\" d=\"M121 1H122V0H121ZM147 1H148V0H147ZM202 1H203V0H200V2H202ZM209 1H210V2L212 1V4H213L212 7H214V5H215V4L213 3L214 0H209ZM209 1H208V2H209ZM224 1H225V0H224ZM235 1H237V0H235ZM241 1L244 2L243 0H241ZM251 1H252V0H251ZM119 2H120V0H119ZM137 2H138V1H137ZM141 2H142V1H141ZM143 2H144V0H143ZM143 2H142V3H143ZM193 2H194V1H193ZM214 2H216V1H214ZM219 2H220V1H219ZM221 2H222V0H221ZM221 2H220V3H221ZM229 2H230V1H229ZM238 2H239V1H238ZM238 2H237V3H238ZM246 2H247V1H246ZM255 2L258 3V0H257V1L254 0V4H256ZM261 2H262V0H260V3H258V7H256V5H254L253 3H251V4H253V6H255L256 8H258L259 10L262 11V9H263L264 7H262V9L259 8V6H261V4H262ZM263 2H264V1H263ZM120 3H121V2H120ZM191 3H192V2H190L188 5H190ZM217 3H218V2H217ZM222 3H223V2H222ZM222 3H221V4H222ZM233 3H234V1H233ZM233 3H229V6H228V7H231V9H228V8H227V10H224V11L226 12V16H227V18H228V16L231 14L232 7L234 6V4H236V3H234V4H233ZM199 4H200V3H199ZM246 4H247V3H246ZM259 4H260V5H259ZM123 5H124V3H123ZM123 5H121V6L123 7ZM129 5H130V4H129ZM188 5H187V6H188ZM201 5H202V4H201ZM209 5H210V4H209ZM219 5H220V4H219ZM226 5H228V2H227ZM244 5H245V3H244ZM248 5H249V4H248ZM248 5H247V6H248ZM262 5H264V4H262ZM134 6H135V5H134ZM199 6H200V5H199ZM204 6H205V5H204ZM216 6H217V5H216ZM224 6H225V5H224ZM224 6H223V7H224ZM236 6H237V5H236ZM74 7H76V6H74ZM124 7H125V6H124ZM194 7H195V6H194ZM202 7H203V6H202ZM223 7H222L221 9H223ZM244 7H245V6H244ZM251 7H252V5H251ZM87 8H88V6H86V9H87ZM131 8H132V6H131ZM188 8H189V7H188ZM208 8H209V7H208ZM210 8H211V6H210ZM237 8H238V7H237ZM241 8H242V6L240 7V10H242ZM245 8H246V7H245ZM123 9H124V8H123ZM141 9H143V7H142ZM184 9H185V8H184ZM186 9H187V7H186ZM196 9H197V8H196ZM204 9H205L204 11L209 10V9L206 8V6L204 7ZM206 9H207V10H206ZM211 9H213V8H211ZM217 9H219V6H218V8L216 7V10H217ZM221 9H220V10H221ZM233 9H234V8H233ZM76 10H77V9H76ZM192 10H193V9H192ZM192 10H191V11H192ZM255 10H256V9H255ZM259 10H258V12H259ZM70 11H71V10H70ZM74 11H75V10H74ZM86 11H87V10H86ZM191 11H190V12H191ZM194 11H195V10H194ZM202 11H203V10H201V11L198 10L197 12H202ZM212 11H213V10H212ZM236 11H237V10H236ZM250 11H253V10H250ZM185 12L187 13V11H184V10H183V12H182V15H183V16H184L183 13H185ZM188 12H189V11H188ZM190 12H189V13H190ZM197 12H196V13H197ZM209 12H210V11H209ZM221 12H222V11H221ZM225 12L223 13L224 15H225ZM256 12H257V11H256ZM256 12H255V13H256ZM67 13H68V12H67ZM77 13H78V12H77ZM77 13H76V14H77ZM79 13H81V12H79ZM89 13H90V11H89ZM180 13H181V12H180ZM205 13H207V12H205ZM205 13H204V14H205ZM210 13H211V12H210ZM239 13H240V12H239ZM243 13H244V12H243ZM243 13H242V14H243ZM260 13H261V12H260ZM262 13L264 14V10H263ZM73 14H74V13H73ZM84 14H85V13H84ZM198 14L200 15L201 13H198ZM198 14H196L197 17H201V16H202V15L198 16ZM204 14H203V18H204ZM214 14H215V13H214ZM219 14H220V12L218 13L217 16H219ZM248 14H249V16L252 14V17L250 16L251 18L248 16L251 20H252V18H255V15H256V14H253V13L250 14V12H249ZM263 14H261V15L264 17ZM67 15H68V14H67ZM74 15H75V14H74ZM78 15H79V14H78ZM188 15H189V14H188ZM188 15H187V16H188ZM208 15H209V16H208ZM208 15L205 14V18L207 19V21H208V19L211 17L212 14H208ZM220 15H221V14H220ZM244 15H246V14H244ZM253 15H254V16H253ZM261 15H259L260 17L258 16V13H257V15H256L257 18H258V17H259L260 19L262 18L261 21H260L259 19L257 20L256 18H255V19H256L257 21H259V22L262 23V21H263L264 19H263V17H262ZM71 16H72V15H70V17H71ZM82 16H83V15H82ZM86 16H87V15H86ZM138 16H140V15H138ZM196 16H195V17H196ZM206 16H207V17H206ZM214 16L216 17V15H214ZM222 16H223V15H222ZM226 16H225V20H222L223 23L219 22L220 25H219V23H218L216 26L214 25V24H215L214 22L216 21L217 17H216V19L213 18V19H215V21L212 19V21H213V25H214L215 27H217V30H216V28H215L216 31L214 30L212 33H211V32L208 33V30H209L208 26L210 25V23H211L212 21H211L210 23H208L209 25L207 24V22H203L202 26H200L199 28H201V27L203 28L204 25L207 26L206 28H208V29H207V33H206V34H209V37H210L211 41H213V40H217V39L219 38V34H220V32H221L222 30H224V29H227L226 26H227V24L230 23V21H231V20H227ZM234 16H235V15H234ZM239 16H240V14H239ZM242 16H243V15H242ZM84 17H85V16H84ZM84 17H83V18H84ZM136 17H137V16H136ZM177 17H178V16H177ZM191 17H193V15H192ZM237 17H238V16H237ZM67 18H68V16H67ZM79 18H80V17H79ZM128 18H129V17H128ZM128 18H125V20H128ZM132 18H133V17H132ZM132 18L130 19L131 22H133V21H132ZM222 18H223V17H222ZM222 18H221V19H222ZM249 18H248V19H249ZM77 19H78V18H77ZM175 19H176V17H175ZM175 19H173L172 21H175ZM177 19H178V18H177ZM186 19H187V18H186ZM190 19H192V18H189V20H190ZM195 19H196V18H194L193 23H194ZM228 19H229V18H228ZM231 19H232V18H231ZM240 19H242V17H241ZM244 19L247 20V17H246V18L244 17ZM244 19H243V20H244ZM78 20H79V19H78ZM78 20L76 21L77 23H78L81 19H80L79 21H78ZM85 20H86V19H85ZM85 20H84V21H85ZM123 20H124V19H123ZM123 20H122V21H123ZM189 20H188V21H189ZM196 20H197V21H196L195 25L197 26V24H198L197 22H198V21L200 22L201 19L198 20V18H197ZM218 20H220V19H218ZM243 20H242V21H243ZM246 20H244V21H246ZM251 20H250V21H251ZM256 20H254V23L256 22ZM66 21H67V19H66ZM82 21H83V19H82ZM122 21H120V22H122ZM130 21H129V22H130ZM135 21H136V20L134 19V22H135ZM172 21H171V23H172ZM183 21H184V20H183ZM188 21H187V22H188ZM204 21H205V19H204ZM233 21H234V20H233ZM235 21H237V20H235ZM239 21H241V20H239ZM69 22H72V21L69 20ZM76 22L74 23V21H73L74 25L76 24ZM120 22H119V23H120ZM129 22H127V24H125V25L128 26V28H129V25H130V24H128ZM131 22H130V23H131ZM134 22H133V23H134ZM246 22H247V21H246ZM73 23H71L70 25L73 26ZM119 23H118V24H119ZM237 23H239V22H237ZM244 23H245V22H244ZM252 23H253V20H252ZM254 23H253V24H254ZM67 24H68V22H67ZM67 24H66V25H67ZM79 24H80V23L76 24V27H77V25H79ZM81 24H82V22H81ZM81 24H80V25H81ZM176 24H177V22H176ZM186 24H187V23H186ZM186 24H184V25H185V29H186ZM189 24H190V23H188V26H189ZM199 24H200V23H199ZM247 24H248V23H247ZM249 24H250V23H249ZM258 24H259V25H258ZM262 24H264V23H262ZM136 25H138L137 22H136ZM136 25H135V28H136ZM174 25H175V24H173L172 26H174ZM190 25H192V27H193L194 24H190ZM211 25H212V23H211ZM211 25H210L209 27H211ZM218 25H219V27H218ZM229 25H230V24H229ZM241 25H242V24H241ZM245 25H246V24H245ZM251 25H252V24H251ZM257 25L260 26V23H257ZM72 26H70V27H72ZM118 26H119V25H117V27H118ZM127 26H126V28H127ZM130 26H131V25H130ZM172 26H171V29H172V28L175 29V28L172 27ZM177 26H178V24H177ZM181 26L183 27L182 24H181ZM181 26H180V27H181ZM188 26H187V28H189ZM230 26H231V25H230ZM230 26H228V27H230ZM232 26H233V25H232ZM237 26H238V25H237ZM249 26H250V25H247L248 28H249ZM63 27H64V24H63ZM80 27H82V26H80ZM124 27H125V26H124ZM124 27H123V28H124ZM192 27H191L192 31H190V32H191L192 34H195V35L197 36V34H196L197 32H196V33H193V32H194L193 29H194L195 27H194V28H192ZM225 27H226V28H225ZM235 27H236V26H235ZM241 27L244 28V29H246V28L243 27V26H241ZM241 27H240V29H242ZM251 27H252V26H251ZM68 28H69V24H68ZM120 28H122L121 24H120V27L117 28V29L119 30ZM128 28H127V31H128ZM135 28H133V29H135ZM206 28H205V29H206ZM233 28H234V27H233ZM248 28L246 29L247 31H245L246 33H248V30H249ZM254 28H255V27H254ZM66 29H67V28H66ZM70 29H72V28H69V29H67V30L69 31ZM130 29H131V28H130ZM179 29H180V28H179ZM181 29H182V28H181ZM185 29L183 28L182 31H185ZM203 29H204V28H203ZM205 29H204V30H205ZM240 29H239V31H240ZM244 29H242V31H243ZM257 29H258V28L256 27L255 31H256ZM259 29H261V30L264 31L263 28H259ZM259 29H258V31H259ZM62 30H63V29H62ZM62 30L60 31L61 33H62ZM75 30H76V29H75ZM75 30H74V28H73V31H75ZM124 30H125V29H124ZM200 30H201V29H199V32L202 31V30H201V31H200ZM204 30H203V32H204ZM210 30H212V29H210ZM210 30H209V31H210ZM231 30H232V28H231ZM231 30L229 29V32H230ZM252 30H254L253 27H252L251 31H252ZM261 30L259 31V33H261ZM52 31H55V30L53 29ZM68 31H67V32H68ZM115 31H116V29H115ZM115 31H114V32H115ZM129 31H130V30H129ZM178 31H179V30H178ZM234 31H236V30H234ZM255 31H254V33H256V32H257V33L251 35L252 39H253V38H256L254 35L259 34L258 31H256V32H255ZM65 32H66V31H65ZM69 32H70V31H69ZM76 32H77V31H76ZM122 32H124V31H122ZM170 32H171V31H170ZM172 32H173V30H172ZM174 32H175V30H174ZM180 32H181V30H180ZM186 32H188V30H186L185 33H186ZM190 32L188 33L189 35H190ZM205 32H206V30H205ZM225 32H226V30H225ZM231 32H233V31H231ZM231 32H230L229 35H231ZM237 32H238V31H237ZM237 32H236V33H237ZM240 32H241V31H240ZM240 32H239V33H240ZM243 32H244V31H243ZM245 32H244V33H245ZM124 33L126 34V31H125ZM176 33H177V31L175 32V35L178 34V33H177V34H176ZM236 33L234 32L235 35H237ZM244 33H243V35H244ZM55 34H56V33H55ZM115 34H116V33H115ZM167 34H168V33H167ZM180 34H181V36H183L182 33H180ZM188 34L185 35V36L187 37ZM200 34H201V33H200ZM204 34H205V33H203V36H204ZM249 34H251V32H250ZM249 34H247V35L245 34V35H244L245 37H244L243 35H242V36H243L244 38H246V36H248ZM261 34H262V33H261ZM52 35H54V33H53ZM52 35H51V36H52ZM59 35H60V33H59ZM59 35H58V39H59ZM61 35H62V34H61ZM120 35L124 36V35L121 34V33H120ZM201 35H202V34H201ZM259 35H260V34H259ZM70 36H71V35H70ZM108 36H110L109 33H108L107 37H108ZM111 36H112V34H111ZM111 36H110V37H111ZM179 36H180V35H179ZM179 36H178V37H179ZM191 36H192V35H191ZM220 36H221V35H220ZM237 36H238V35H237ZM249 36H250V35H249ZM249 36H248V37H249ZM113 37H114V36H113ZM115 37H116V36H115ZM119 37H120V36H119ZM192 37H193V36H192ZM222 37H223V35L221 36L220 39H222ZM228 37H229V36H228ZM231 37H234V36L232 35ZM258 37H259V36H258ZM258 37H257V38H258ZM263 37H264V33H263L262 38H263ZM166 38H168V37H166ZM175 38H177V37H175ZM175 38H174V40H175ZM180 38H181V37H180ZM180 38H179V39H180ZM189 38H190V37H189ZM189 38L186 39V40H188L187 43H189V41L193 39V38H192V39L190 38V40H189ZM194 38H195V37H194ZM197 38H198V36H197ZM237 38H238V37H237ZM257 38H256V40H257ZM262 38H261V40H260L258 43H261L262 41H264V38H263V40H262ZM162 39H165V38H162ZM199 39H200V38H198V40L196 39V40L198 41V43H199ZM201 39H202V38H201ZM235 39H236V37H235ZM240 39H241V38H240ZM240 39L238 38L239 41H240ZM242 39H243V38H242ZM252 39H251V40H252ZM259 39H260V38H258V40H259ZM166 40H167V39H166ZM177 40H178V38H177ZM184 40H185V39H184ZM184 40H183V41H184ZM186 40H185V43L182 42V43L185 44V45H186ZM225 40H226V39H225ZM236 40H237V39H236ZM236 40H235V42H239V41H236ZM258 40H257V41H258ZM66 41H67V40H66ZM106 41H107V40H106ZM164 41H165V40H164ZM222 41H223V40H222ZM249 41H250V39H249ZM249 41H247V45H245V44H243V45L247 47ZM253 41H254V40H253ZM257 41H256V42H257ZM158 42L161 43L162 41H161V42L158 41ZM158 42H157V43H158ZM165 42H167V41H165ZM165 42L163 43L164 45L166 44ZM192 42H195V43H196L195 40H193ZM201 42H203V41L201 40ZM209 42H210V41H209ZM209 42H208V44H210ZM214 42H216V41H213V43H214ZM232 42H234V41L232 40ZM235 42H234V44L236 45ZM243 42H244V41H243ZM243 42H240V44L243 43ZM251 42H252V41H251ZM251 42H250V43H251ZM61 43H62V42H61ZM159 43H158V45H157V44H156V45L159 46V45H160ZM225 43H226V41H225ZM253 43H254V42H252V44H253ZM262 43H264V42H262ZM180 44H181V41H180ZM199 44H200V43H199ZM201 44H202V43H201ZM203 44H204V42H203ZM214 44H215V43H214ZM228 44H229V43H228ZM228 44L226 43L225 46L228 45ZM240 44H237V45H240ZM166 45H169V43L166 44ZM174 45H175V44H174ZM174 45H171V47L174 46ZM191 45H192V43H191ZM191 45H190V47H191ZM220 45L223 46V44H220ZM235 45H234V46H235ZM241 45H242V44H241ZM250 45H251V44H250ZM250 45H249V46H250ZM256 45H257V44H256ZM259 45H260V44H259ZM259 45H258V46H259ZM58 46H59V45H58ZM62 46H63V45H62ZM80 46H82V45H80ZM83 46H84V45H83ZM113 46H114V43H113ZM157 46H154V47H157ZM178 46H179V43H177V44L175 45V47H178ZM181 46H182V45H181ZM195 46H196V44H195L194 46H192V47L195 48ZM197 46H198V45H197ZM202 46H203V45H202ZM231 46H232V44H231ZM244 46H242V47L244 48ZM249 46H248V47H249ZM258 46H257V47H258ZM263 46H264V45L262 44V47H263ZM160 47H161V46H160ZM164 47H165V46H164ZM164 47H163V48H164ZM166 47H169V46H166ZM166 47H165V48H166ZM179 47H180V46H179ZM185 47H188V46H185ZM190 47H189V48H190ZM206 47H207V44H206ZM210 47H211V46H210ZM229 47H230V46H229ZM229 47H226V48H228L229 51H230L231 47H230V48H229ZM232 47H233V46H232ZM238 47H239V49L241 48V46H237V48H238ZM259 47H260V46H259ZM55 48H56V47H55ZM111 48H112V47H111ZM158 48H159V47H158ZM158 48H157V49H158ZM189 48H187V49H189ZM213 48H214V47H213ZM213 48H212V49L209 48L210 50H208V51L213 52V51H214ZM219 48H220V47H219ZM223 48H224V47H223ZM60 49H61V47H60ZM60 49H59V52L61 51ZM106 49H107V48H106ZM153 49H154V48H152V50H153ZM176 49H177V48H175L174 50L176 51ZM181 49H182V48L180 47V50H181ZM199 49H200V48H199ZM199 49H198V50H199ZM207 49H208V48H206V50L204 49V51L207 52ZM220 49H221V48H220ZM247 49H248V48H247ZM249 49L251 50V48H249ZM261 49H262V48H261ZM56 50L58 51V47H57ZM108 50H109V49H108ZM150 50H151V49H150ZM158 50H159V49H158ZM174 50L171 49V52L173 53ZM178 50H179V48H178ZM183 50H184V49H183ZM222 50H223V49H222ZM224 50H225V49H224ZM233 50H234V48H233ZM233 50H232V51H233ZM244 50H246V49H243V50H242V48H241V51H244ZM252 50H253V49H252ZM252 50H251V51H252ZM256 50H257V49H254L253 51L255 52ZM258 50L261 51L259 48H258ZM53 51H54V50H53ZM64 51H65V50H64ZM106 51H107V50H106ZM148 51H149V50H148ZM154 51L157 52V50H154ZM160 51H162V50H160ZM195 51H196V50H195ZM218 51H219V50H218ZM248 51H249V50H247V52H246V51H244V52L248 53ZM251 51H250V52H251ZM253 51H252V53H254ZM263 51H264V48H263ZM263 51H262V52H263ZM49 52H50V51H49ZM49 52H48V54H49ZM103 52H104V51H103ZM150 52H151V51H150ZM176 52H177V51H176ZM179 52H180V51H179ZM186 52H188V51H186ZM186 52H185V54H186ZM192 52H193V50H192ZM199 52H200V51H199ZM234 52H235V51H234ZM236 52L238 53V51H236ZM236 52H235V53H236ZM256 52H257V51H256ZM147 53H148V52H147ZM152 53H153V54H152ZM159 53H160V52H159ZM163 53H164V54H163ZM163 53H162L163 55H166V54H167V53H165L164 51H163ZM172 53H171V54H172ZM221 53H223V52H221ZM227 53L229 54V52H227ZM227 53H226V55H228ZM242 53H243V52H242ZM242 53H241V54H242ZM252 53H251L252 56H251L250 58L255 57V55L257 56V53H256V54L254 53L255 55L252 54ZM50 54H51V53H50ZM50 54H49V55H50ZM60 54H61V53H60ZM60 54H59V55H60ZM149 54H150V53H149ZM189 54H190V53H189ZM193 54H194V53H193ZM207 54H209V53H207ZM218 54H220V52H217V55H218ZM241 54H240V52H239V55H238V56H240ZM244 54H245V53H244ZM244 54H243V55H244ZM45 55H46V53H45ZM49 55H47V56H45V57L49 58V57H50ZM57 55H58V54H57ZM151 55L154 56L155 53L152 51V52H151ZM156 55L158 56L157 53H156ZM169 55H170V54H169ZM169 55H168V58H169ZM173 55H174V53H173ZM176 55H177V54H175V56H176ZM179 55H180V54H179ZM181 55H184V54L181 52ZM186 55H187V54H186ZM194 55H195V54H194ZM217 55H216V56H217ZM221 55H222V54H221ZM223 55H225V54H223ZM223 55H222V57H223ZM229 55H230V54H229ZM229 55H228V57L230 58ZM232 55L234 56L235 54L232 53ZM232 55H231V56H232ZM243 55H242V56H243ZM253 55H254V56H253ZM258 55H259V53H258ZM263 55H264V52H263ZM263 55H262V54L259 55L260 58H261V56H263ZM51 56H52V54H51ZM144 56H146V54H145ZM153 56H152V57H153ZM175 56H173L172 58L174 59V58L177 57V56H176V57H175ZM187 56H189V55H187ZM207 56H208V55H207ZM218 56H219V55H218ZM218 56H217V57H218ZM235 56H236V55H235ZM235 56H234V57H235ZM98 57H99V56L97 55V58H98ZM103 57H105V56H103ZM152 57H150V60H152V59H151ZM159 57H160V56H159ZM191 57H192V56H191ZM246 57H248L247 54H246ZM263 57H264V56H263ZM47 58H46V59L44 58V59H45V60H44L45 63H46V61L48 60ZM55 58H56V57H55ZM58 58H59V57H58ZM105 58L107 59L108 57H105ZM142 58H143V56H142ZM147 58H148V57H146V59H147ZM157 58H158V57H157ZM164 58H165V57L162 58V59H163V62H165V61H164ZM170 58H171V57H170ZM177 58H180V56L177 57ZM183 58H184V57H183ZM185 58H187V57H185ZM189 58H190V57H189ZM196 58H198V57H196ZM210 58H211V56H210ZM229 58H228V59H229ZM231 58H232V57H231ZM236 58H237V56H236ZM238 58H239V57H238ZM243 58H244V56H243ZM243 58H241L240 60H242ZM250 58H249V59H250ZM257 58H258V56H257ZM103 59H104V58H103ZM103 59H102V61L99 60V61H100V64H99L100 66H101V62L104 63V62H103V61H104ZM106 59H105V61H106ZM144 59H145V58H144ZM148 59H149V58H148ZM173 59H171V60H173ZM181 59H182V58H181ZM226 59H227V57H226ZM234 59H235V58H234ZM245 59L247 60V58H245ZM252 59H253V58H252ZM255 59H256V58H255ZM96 60H97V59H96ZM141 60H142V59H141ZM183 60H184V59H183ZM199 60H200V62H201V59H200V58H199ZM219 60H220V62L225 61V59H224V60L222 59L223 61H222L221 59H219ZM229 60H231V59H229ZM229 60H228V61H229ZM260 60H261V59H260ZM262 60H264V59L262 58ZM48 61H49V60H48ZM155 61H156V60H155ZM155 61H154V63H155ZM166 61H168V59H166ZM176 61H177V60H176ZM176 61H175V62H176ZM180 61H181V60H180ZM186 61H187V59H186ZM191 61H194V59H192ZM226 61H227V60H226ZM235 61H236L237 66H238V63H240V61H239V62H237L238 60H235ZM235 61L233 60V61H229V62H235ZM242 61H244V60H242ZM242 61H241V62H242ZM248 61H249V60H248ZM258 61H259V60H258ZM55 62H56V61H55ZM97 62H98V61H97ZM159 62H160V63H163V62L160 61V60H159ZM209 62H210V60H209ZM216 62H217V60H216ZM252 62H254V60H252ZM252 62H249V63L253 64V68H254V65H255L254 63H257V61L254 62V63H252ZM80 63H81V62H80ZM141 63H142V61H141ZM146 63H148V62H146ZM146 63L144 64L145 66L147 65ZM166 63H167V62H166ZM178 63H179V62H178ZM192 63H193V62H192ZM223 63H225V62H223ZM243 63H244V62H243ZM243 63H242V64H243ZM247 63H248V62H247ZM258 63H259V62H258ZM260 63H261V61H260ZM52 64H53V63H52ZM157 64L159 65V63H157ZM163 64L165 65V63H163ZM163 64H160V65L162 66ZM193 64H194V63H193ZM204 64H206V63H204ZM204 64H203V65H204ZM208 64L210 65V63H208ZM226 64H228V63H226ZM232 64H234V63H231V64L229 63V64H228V67H229V65L231 66ZM261 64H262V65L264 64L263 61H262ZM50 65H51V64H50ZM78 65H80V64H77L76 67H78ZM99 65H98V66H99ZM170 65H171V64H170ZM174 65H175V63H174ZM174 65H172V67H173ZM183 65H185V64H180V66H183ZM212 65H213V63H212ZM219 65H220V64H219ZM248 65H250V64H248ZM257 65L259 66V64H257ZM100 66H99V67H100ZM178 66H179V65H178ZM199 66H202V65H199ZM210 66H211V65H210ZM214 66H215V65H214ZM216 66H218V65H216ZM221 66H223V65H221ZM221 66H220V67H221ZM232 66L234 67L235 65H232ZM239 66H240V65H239ZM244 66H245V65H244ZM246 66H247V65H246ZM255 66H256V65H255ZM94 67H95V66H94ZM150 67H151V66H150ZM165 67H166V66H165ZM172 67L170 66V69H171ZM206 67H207V66H206ZM211 67H212V66H211ZM211 67H210V68H211ZM220 67H219V68H220ZM228 67H226V68H228ZM242 67H243V65L241 66V68H242ZM248 67H249V66H248ZM261 67H262V66H261ZM80 68H82V67H80ZM92 68H93V67H92ZM151 68H152V67H151ZM156 68H157V67H156ZM162 68H163V67H162ZM183 68H186V67H183ZM210 68H209V69H210ZM230 68L232 69V67H230ZM230 68H229V69H230ZM237 68H238V67H237ZM237 68H236V69H237ZM249 68L251 69V66H250ZM249 68H248V69H245V70L247 71V70H249ZM259 68H260V66H259ZM262 68H263V67H262ZM262 68H261L260 70H263ZM41 69L44 71L43 67H42ZM41 69H40V70H41ZM82 69H83V68H82ZM94 69H95V68H94ZM94 69H92V71H93ZM178 69H179V68H178ZM187 69H188V68H187ZM209 69L207 68V70H209ZM212 69H214V67H213ZM212 69H211V71H212ZM216 69H217V68H216ZM229 69H225V70L230 71L231 74H233V73H232L233 71H231V70H229ZM256 69H257V67L255 68V70H256ZM75 70H76V69H75ZM77 70H78V68H77ZM159 70H161L160 66H159ZM166 70H169V68H168V69L166 68L165 71H166ZM179 70H180V69H179ZM197 70H198V69H197ZM207 70H206L205 72H209V71H207ZM214 70H215V69H214ZM222 70H224V69H222ZM225 70H224V71H225ZM233 70L235 71V67H234ZM239 70H242V69H239ZM243 70H244V68H243ZM260 70L258 69L259 73H261ZM80 71L82 72V70H80ZM80 71H79V75L82 76V73H81ZM89 71H91V70H90V69H89L88 71L85 70L84 72H85V73H86V72L88 73ZM92 71H91V73H92ZM147 71H149L148 68H147ZM147 71L145 72V74H147ZM150 71H151V69H150ZM155 71H157V70H155ZM155 71H154V72H155ZM165 71H163V72H161V73H164V74H165ZM176 71H177V69H176ZM181 71H182V70H181ZM181 71H180V72H181ZM185 71H186V69H185ZM220 71H221V70H220ZM220 71H218V69H217V72H220ZM224 71H223V72H224ZM227 71H225V72H227ZM249 71H250V70H249ZM249 71H247V72H249ZM256 71H257V70H256ZM159 72H160V71H159ZM174 72H175V71H174ZM180 72H179V73H180ZM182 72H183V71H182ZM182 72H181V73H182ZM202 72H203V71H202ZM223 72H222V73H223ZM225 72H224V73H225ZM240 72H242V71H240ZM41 73H42V72H41ZM77 73H78V71H77ZM167 73H168V71H167ZM172 73H173V72H172ZM176 73H177V72H176ZM181 73L178 74V75L176 76V79H179V77H180L181 75H182L181 77H183V74H181ZM210 73H211V72L208 73L210 76H211V75L214 76V74H215V72H214L213 74H210ZM234 73H236V72H234ZM242 73H245V72L243 71ZM257 73H258V72H257ZM75 74H76V71H75ZM156 74L158 75V73H155L154 75H156ZM173 74H174V73H173ZM219 74L221 75V72H220ZM238 74L240 75V73L237 72V75H238ZM39 75H40V74H39ZM87 75H88V74H86V76H87ZM152 75H153V73H152ZM152 75H150V76L152 77ZM154 75H153V76H154ZM161 75H162V74H161ZM198 75L201 77V75L204 76L205 74H201V75H200V73H199ZM198 75L196 76L197 79H198V77H199ZM206 75H207V74H206ZM206 75H205V76H206ZM209 75H207V77H208ZM217 75H218V73H217ZM220 75H219V77H221ZM225 75L228 76L229 74H226V73H225ZM253 75H254V74H253ZM253 75H251V76H253ZM255 75H256V72H255ZM257 75H258V76H257L258 78H259V77L261 78V76H260L259 74H257ZM75 76H76V75H75ZM75 76H73V78H74ZM86 76H85V77H86ZM163 76H164V75H163ZM166 76H167V75H166ZM205 76H204V77H205ZM212 76H211V77H212ZM215 76H216V74H215ZM215 76H214V77H215ZM222 76H223V75H222ZM234 76H236V75H234ZM240 76H242V74H241ZM247 76H248V74L246 75V77H247ZM164 77H165V76H164ZM171 77H172V76H171ZM174 77H175V76H174ZM204 77H203V79H204ZM207 77H206V78H207ZM214 77H212V78L214 79ZM242 77H244V75H243ZM246 77H244L245 80H246ZM263 77H264V75H263ZM33 78H35V76H33ZM42 78H43V77H42ZM42 78H41V79H42ZM86 78L89 79L90 77H89V78L86 77ZM86 78H85V79H86ZM149 78H150V77H149ZM166 78H167V77H165V80H166ZM172 78H173V77H172ZM224 78H225V77H224ZM224 78H223V79H224ZM232 78H233V77H232ZM232 78H231V80H230L229 77H227V78H225V79H226V80H230V81H232L235 77H234L233 79H232ZM38 79H39V78H38ZM38 79H37V80H38ZM75 79H76V78H75ZM87 79H86V80H87ZM155 79H156V77H155ZM155 79H153L154 81L152 80L153 83H151V81H150V82L148 83V85L145 83L146 86L142 87V89H140V90L138 89L139 91L137 92V95H135L136 98H135V96H134V97H132V99H133V98L137 99V101L140 102V106L142 105V103H143V105L145 104V105H144V107L146 108L145 111H148V112H150V113H153V114H152L153 116H154V114H158L157 112H159V114L161 113L162 115H164L162 112H160V111H161V108H162V107L160 108V101H161V99L163 98V95H165V93H163V95L161 94V92H162L163 89H164V84L161 85V83H162V81H164V80H163V79L159 80L158 78H157L158 80H155ZM173 79H174V78H173ZM176 79H175V81H176ZM180 79H181V78H180ZM183 79H184V78H183ZM203 79L200 78V80H199V82L202 81V82H201L202 84H203ZM213 79H212V80H213ZM215 79H216V77H215ZM218 79H220V78H218ZM240 79H241V78H240ZM240 79H239V81H241ZM263 79H264V78H263ZM80 80H81V78L79 79V81H80ZM86 80H85V81H86ZM102 80H103V79H102ZM137 80H138V79H137ZM137 80H136V81H137ZM216 80H217V79H216ZM216 80H214V81H215L217 84L220 83V80H219V81L217 80L218 82H217ZM226 80H221V81H222V82H223V81L226 82ZM235 80H236V79H234L233 81L235 82ZM242 80H243V78H242ZM252 80H253V77H252ZM254 80H255V79H254ZM258 80H259V79H258ZM260 80H261V79H260ZM260 80H259V83H260ZM41 81H42V80H41ZM106 81H107V80H106ZM190 81H192V80H190ZM197 81H198V80H197ZM197 81H196V82H197ZM214 81H213V82H214ZM255 81H256V80H255ZM255 81H254V83H255ZM25 82L28 83V81H25ZM44 82H45V80H44ZM66 82H67V81H66ZM66 82H65V84H66ZM68 82H69V81H68ZM68 82H67V83H68ZM100 82H101V80L98 82V83H99V84H97L98 86L100 85ZM143 82H145V81H143ZM173 82H174V81H173ZM199 82H197V85L199 84ZM213 82L209 81L208 83H213ZM225 82H224V84H221V86H220V89H221V87H223V88H222L223 91L220 90V91H221L220 93H222V94L224 93V88L227 87V85H228V84H227V85L224 87ZM236 82H237V81H236ZM242 82H243V81H242ZM252 82H253V81H252ZM252 82H251V84H250L249 86H253V85H255V84L252 85ZM20 83H21V82H19V84H20ZM36 83H37V82H36ZM36 83H35V84H36ZM46 83H47V82H46ZM73 83H74V82H73ZM78 83H79V82H78ZM82 83H83V82H82ZM88 83H89V82H88ZM88 83H87V85H88ZM166 83H167V81H166ZM169 83H171V81H170ZM174 83H175V82H174ZM190 83H191V82H187V83H185V84H190ZM193 83H194V82H193ZM201 83H200V84H201ZM227 83H228V82H227ZM231 83H232V82H230L229 84L231 85ZM239 83H240V82H239ZM247 83L249 84L248 81H247ZM259 83L256 82V84H257L258 86L260 85ZM16 84H17V83H16ZM37 84H38V83H37ZM65 84H64V85H65ZM68 84H69V83H68ZM74 84H75V83H74ZM84 84H85V83H84ZM89 84H90V83H89ZM133 84H134V83H133ZM194 84H195V83H194ZM202 84H201V85H202ZM204 84H206V82H205ZM214 84H215V83H214ZM214 84H213V85H214ZM232 84L234 85V83H232ZM241 84H242V83H241ZM241 84H240V86H241ZM23 85H25V84H23ZM32 85H34V84H32ZM38 85H41V84H38ZM70 85H73V84L71 83ZM77 85H79V84H77ZM116 85H118V84H116ZM134 85H135V84H134ZM206 85H207V84H206ZM206 85H204V87H205ZM209 85L213 87V85H211V84H208L207 86H209ZM233 85H231V86H233ZM257 85H255V87H256ZM262 85H263V82H262ZM15 86H16V85H15ZM18 86H19V85H18ZM36 86H37V85H36ZM98 86H97V87H98ZM101 86H102V85H101ZM142 86H143V85H142ZM190 86H191V85H190ZM193 86H195V85H193ZM207 86H206V87H207ZM210 86H209V87H210ZM218 86H219V84H218ZM235 86H236V84L234 85V87H235ZM242 86H243V85H242ZM246 86H247V84H246ZM246 86H245V87H246ZM258 86H257V88L261 90V88H260L261 85H260L259 87H258ZM23 87H24V86H23ZM31 87H32V86H31ZM38 87H39V86H38ZM38 87H34L35 89H34V88H32V89L37 90ZM61 87H62V86H61ZM66 87H67V86H66ZM81 87H82V85H81ZM81 87H80V88H81ZM173 87H174V86H173ZM195 87H196V86H195ZM195 87H193V89L191 88V89H192L191 91L195 90ZM197 87H199V86H197ZM197 87H196V88H197ZM200 87H201V86H200ZM202 87H203V86H202ZM216 87H217V85H216ZM234 87H233V88H234ZM237 87H238V85H237ZM237 87H236V89H238ZM243 87H244V86H243ZM243 87H242V88H243ZM261 87H262V86H261ZM263 87H264V85H263ZM263 87H262V89H263ZM10 88H12V87H10ZM14 88H15V87H14ZM39 88H40V87H39ZM39 88H38V89H39ZM63 88H65V87H63ZM72 88H75V86H74V87L72 86ZM76 88H77V87H76ZM130 88H131V87H130ZM133 88H134V86H133ZM165 88H166V87H165ZM174 88H177V87L175 86ZM214 88H215V87H214ZM218 88H219V87H218ZM218 88H216V89L218 90ZM242 88L240 87L241 90H242ZM26 89H27V88H26ZM29 89H30V87H29ZM32 89H31V90H32ZM65 89H66V88H65ZM96 89H97V88H96ZM113 89H114V88H113ZM113 89H111L110 91H113ZM117 89H118V88H117ZM134 89H135V88H134ZM168 89H170V88H168ZM188 89H189V87H187V91L189 92L190 90H188ZM197 89H198V88H197ZM207 89H209V88H207ZM227 89H230V87H228ZM231 89H232V87H231ZM243 89L245 90V88H243ZM253 89H255L254 86H253V88H252L251 93H252V92L254 93V90H253ZM12 90H14V89H12ZM34 90H32V92H33ZM44 90H45V89H44ZM67 90H68V89H67ZM70 90H71V88H69L68 91H70ZM72 90H73V89H72ZM76 90H77V89H76ZM126 90H127V89H126ZM136 90H137V89H136ZM210 90H211V89H210ZM212 90H213V89H212ZM212 90L209 91V92H211L210 94H212ZM248 90H249V89H248ZM14 91H16V90H14ZM22 91H23V90H22ZM27 91H28V90H27ZM92 91H93V89H92ZM92 91H91V92H92ZM114 91H115V89H114ZM117 91H121V90L118 89ZM117 91H116V92H117ZM195 91H196V90H195ZM201 91H202V89H201ZM214 91H215V90H214ZM214 91H213V92H214ZM229 91H230V90H229ZM232 91L234 92V89H232ZM235 91H236V90H235ZM245 91H246V90H245ZM255 91H256V90H255ZM261 91H262V90H261ZM9 92H10V91H9ZM16 92H17V91H16ZM32 92H29V93H30V94H33L34 92H33V93H32ZM76 92H77V91H76ZM78 92H80V91H78ZM91 92H89V93H87V94H90ZM116 92H114V93H116ZM129 92H130V91H129ZM164 92H166V90H164ZM185 92H186V91H185ZM185 92H184V94H185ZM198 92H200V91H198ZM198 92H197V93L194 92V93H196V95H197ZM209 92L207 93L208 95H209ZM216 92H217V91H215V93H216ZM218 92H219V91H218ZM218 92H217V93H218ZM230 92H231V91H230ZM230 92H229V94H230ZM237 92H238V91H237ZM243 92H244V91H243ZM259 92H260V91H258L257 93L259 94ZM263 92H264V90H263ZM263 92L260 93V95H261V94H264ZM23 93H25V92H23ZM27 93H28V92H27ZM29 93H28V94H29ZM39 93H40V92H39ZM39 93H38V94H39ZM43 93H44V92H43ZM43 93H42V94H43ZM69 93H70V92H69ZM71 93H72V92H71ZM74 93H75V91H74ZM93 93H94V92H93ZM106 93H107V92H106ZM108 93H109V91H108ZM117 93H118V92H117ZM181 93L183 94V91H181ZM181 93H179V94H181ZM194 93H193V94H194ZM200 93H201V92H200ZM227 93H228V91H226V94H227ZM241 93H242V92H241ZM241 93L239 92V94H241ZM257 93H255V94L258 95ZM8 94H9V93H8ZM19 94H20V93H19ZM28 94H27V95H28ZM42 94H41V95H42ZM129 94H130V93H129ZM182 94H181V96H183ZM187 94H188V93H186L185 95H187ZM204 94H205V96L207 95L206 92H204V93H203V97H204ZM229 94H228V95H229ZM244 94H246V92L243 93V95H244ZM44 95H46V94L44 93ZM106 95H107V94H106ZM126 95H127V94H126ZM191 95H192V93H191ZM214 95L216 96V94H214ZM219 95H220V94H219ZM234 95H235V94H234ZM256 95H255V97H256ZM22 96H23V94H22ZM22 96H21V98H22ZM24 96H25V95H24ZM39 96H40V95H39ZM110 96H112V95H110ZM179 96H180V95H178V97H179ZM181 96H180V97H181ZM201 96H202V95H201ZM201 96L199 95V96H198V99L201 100ZM212 96H213V95H212ZM215 96H214V97H215ZM217 96H218V95H217ZM230 96H231V95H230ZM232 96H233V94H232ZM232 96L229 97V99L232 98ZM235 96H236V95H235ZM241 96H242V94H241ZM241 96H240L239 98L237 97V98H238V99H237L238 102H239V100L242 102L243 99H244V100L246 99V98H244V97H242L243 99H241ZM244 96H245V95H244ZM247 96H248V94H247ZM258 96H259V95H258ZM262 96H263V95H262ZM262 96H259V97H262ZM7 97H8V96H7ZM26 97H27V96H26ZM26 97H25V98H26ZM42 97H43V96H42ZM46 97H47V96H46ZM96 97H97V96H96ZM103 97H104V96H103ZM115 97H116V96H115ZM115 97H114V98H115ZM169 97H170V96H169ZM178 97H177V98H178ZM180 97H179V98H180ZM203 97H202V98H203ZM14 98H15V97H14ZM14 98H13V99H14ZM21 98H20V100L22 101L23 99H21ZM32 98H33V97H32ZM34 98H36V97H34ZM37 98H38V97H37ZM92 98H93V97H92ZM92 98H91V99H92ZM94 98H95V96H94ZM106 98H107V97H106ZM106 98H105V99H106ZM108 98H109V97H108ZM118 98H119V97H118ZM196 98H197V96H196V97L194 96V99H196ZM204 98H205V97H204ZM207 98H208V97H206V100H209V99L212 98V97L209 96V99H207ZM215 98H216V97H215ZM218 98H220V96H218ZM218 98L213 99V100L215 101V100H217ZM221 98H222V97H221ZM234 98H235V100H236V97H234ZM234 98H233V100H234ZM253 98H254V94H253ZM256 98H257V97H256ZM262 98H263V97H262ZM38 99H40V98H38ZM38 99H37V101H38ZM91 99H90V100H91ZM122 99H123V98H122ZM122 99H121V100H122ZM227 99H228V98H227ZM254 99H255V98H254ZM257 99L259 100V98H257ZM14 100H15V99H14ZM32 100H33V99H32ZM32 100H30V101L32 102ZM46 100H47V99H46ZM48 100H49V99H48ZM115 100H116V99H115ZM180 100H181V98H180ZM196 100H197V99H196ZM196 100H195V101H196ZM200 100H198V101H199L201 104H202V102L205 103L204 105H206L207 107H206V106H202V105H201L202 107H200V106H199V103L195 102V103H197V104H196V107H195V106H194V107L197 108V105H198V109H195V108H194V109H195L196 111H198V110H199V107L202 108L201 110H203V108L205 107L204 110L207 109V112L205 111V113L207 114V113H208V110H209V109H208V104H206L207 101L205 102L204 99H203L204 101H203V100L200 101ZM218 100H220V99H218ZM224 100H225V98H224ZM235 100H234V101H235ZM11 101H12V100H11ZM33 101H34V100H33ZM41 101H42V99H41ZM41 101H40V102H41ZM43 101H44V98H43ZM100 101L102 102L103 100H100ZM135 101H136V100H135ZM135 101H134V102H135ZM176 101H178V99H176ZM181 101H182V100H181ZM190 101H191V99H189V103H191V102L194 101V100H192L191 102H190ZM211 101H212V99H211ZM211 101H210V102H211ZM226 101H229V100H226ZM260 101H261V100H260ZM16 102H17V101H16ZM38 102H39V101H38ZM38 102H37V103H38ZM88 102H89V101H88ZM117 102H118V101H117ZM141 102H142V103H141ZM208 102H209V101H208ZM210 102H209V103H210ZM212 102H213V101H212ZM212 102H211V103H212ZM221 102H222V100H221ZM230 102H231V100H230ZM230 102H229V103H230ZM235 102H236V101H235ZM238 102H236V105H238V104H237ZM241 102H239V103H241ZM11 103H12V102H11ZM45 103H47V102H45ZM182 103H183V102H182ZM223 103H224V104H225V103L228 104V102H223ZM232 103H233V102H231L230 104H232ZM245 103H246V102H245ZM250 103H251V102H250ZM253 103H256V102L253 101ZM257 103H258V102H257ZM18 104H20V103L18 102ZM28 104H30V103H28ZM33 104H34V103H33ZM33 104H32V106H31L32 108H33ZM42 104H43V106H44V103H42ZM49 104H50V103H49ZM87 104H88V103H87ZM87 104H86V106H87ZM93 104H95V102H94ZM93 104H92V106H93ZM97 104H98V103H97ZM105 104H106V103H105ZM127 104H129V103H127ZM131 104L133 105L132 102H131ZM134 104H135V103H134ZM166 104H167V103H166ZM169 104H170V103H169ZM169 104H168V105H169ZM176 104H177V102H176ZM176 104H175V105H176ZM187 104H188V103H187ZM191 104H192V103H191ZM191 104H190V105H191ZM219 104H220V102H219ZM241 104H242V103H241ZM259 104H260V103H259ZM259 104H258V105H259ZM12 105H13V104H12ZM25 105H27V103H26ZM47 105H48V103H47ZM89 105H90V104H89ZM98 105H100V104H98ZM103 105H104V104H103ZM116 105H118V104H116ZM124 105H125V104H124ZM124 105H123V106H124ZM138 105H139V104H138ZM138 105H137L136 108H140V106H138ZM177 105H180V104H177ZM177 105H176V106H177ZM185 105H186V104H185ZM188 105H189V104H188ZM192 105H195V104L193 103ZM192 105H191L190 107H188V108H189V110H190V108H191L192 111H193V108H192L193 106H192ZM211 105H213V104H211ZM228 105H229V104H228ZM233 105H234V104H233ZM260 105H262L261 108L264 109L262 102H261ZM13 106H14V105H13ZM16 106H17V105H16ZM86 106H85V107H86ZM92 106H91V107H92ZM105 106H106V105H105ZM107 106H108V105H107ZM130 106H131V105H130ZM170 106H171V105H170ZM173 106H174V105H173ZM217 106H218V105H217ZM221 106H222V104H221ZM226 106H227V105H226ZM230 106H231V105H230ZM242 106H243V104H242ZM242 106H241V107H242ZM247 106H248V105H247ZM253 106H254V105H253ZM23 107H24V106H23ZM28 107H30V106H28ZM28 107H27V108H28ZM31 107H30V109H32ZM34 107H35V104H34ZM38 107H40V105H38ZM47 107H49V106H47ZM47 107H46V108H47ZM97 107H98V106H97ZM101 107H103V106H101ZM108 107H110V106H108ZM114 107H115V105H114ZM120 107H121V106H120ZM228 107H229V106H228ZM234 107H235V106H234ZM12 108H13V107H12ZM17 108H18V107H17ZM49 108H50V107H49ZM121 108H122V107H121ZM123 108H124V107H123ZM136 108H135L134 110H136ZM177 108H178V106H177ZM183 108H185L184 105H183L182 108H180V110L183 109ZM209 108H210V105H209ZM219 108H220V106H219ZM229 108H230V107H229ZM229 108L226 107V109H228V110H229ZM232 108H233V106H231L230 109H232ZM235 108H236V107H235ZM245 108H246V107H245ZM257 108L259 109V106H258ZM257 108H256V109H257ZM34 109H35V108H34ZM37 109H38V108H37ZM40 109H41V108H40ZM50 109H51V108H50ZM86 109H87V108H86ZM100 109H101V108H100ZM102 109H104V108H102ZM102 109H101V110H102ZM109 109H110V108H109ZM114 109H115V108H114ZM124 109H126V108H124ZM169 109H170V108H169ZM169 109H168V110H169ZM172 109H173V108H172ZM185 109H187V108H185ZM220 109H221V108H220ZM237 109H238V108H237ZM240 109H241V108H240ZM242 109L244 110V108H242ZM246 109H247V108H246ZM262 109H259V110H262ZM1 110H2V109H0V112H1ZM3 110H4V109H3ZM16 110H17V109H16ZM16 110H15L14 113L17 112ZM22 110H24V109H21V111H19V112L21 113ZM44 110H46V109H44ZM101 110H99L100 112L98 111V113H100V114L102 115V114L105 112L106 107H105L104 111H102V113H101ZM141 110H142V109H141ZM141 110H140V111H141ZM143 110H144V109H143ZM168 110H167V111H168ZM173 110H174V109H173ZM175 110H176V108H175ZM187 110H188V109H187ZM187 110H186V112H187ZM201 110H200V111H201ZM232 110H233V111H232ZM232 110H230V111H232L233 114H237V113H235V112H237L238 110H237V111H234V110H236V109H232ZM253 110H254V109H253ZM13 111H14V110H13ZM37 111H39V110H37ZM41 111H42V110H41ZM107 111H110V110H108V108H107ZM121 111H122V109H121ZM127 111H128V110H127ZM136 111H137V110H136ZM165 111H166V110H165ZM167 111H166V112H167ZM176 111H178V110H176ZM176 111L174 112V111H171V110H170V112H169V113L167 112V113H168V114H170L171 112L176 113ZM181 111H182V110H181ZM181 111H180V113H182ZM223 111H224V109H223ZM230 111H228V112L230 113ZM239 111H240V110H239ZM247 111H248V110H247ZM255 111H256V110H255ZM86 112H87V110H86ZM112 112H113V109H112ZM115 112H116V111H115ZM115 112H114V113H115ZM123 112H124V111H123ZM141 112H142V111H141ZM189 112H190V111H189ZM189 112H187V113H189ZM244 112H245V111H244ZM257 112H258V110H257ZM2 113H3V112H2ZM7 113H8V112H7ZM11 113H12V112H11ZM26 113H27V114H28V113L30 114V112H28V111L25 112L24 114L26 115ZM31 113H33V112H31ZM36 113H37V112H36ZM46 113H48V110H47ZM105 113H106V112H105ZM107 113H108V112H107ZM114 113H112V114H110V115H107V117H108V116H109V117H110V116L113 117V116H114V115H113ZM130 113L133 114L134 111L132 110V112H130ZM138 113H139V112H138ZM164 113H165V112H164ZM178 113H179V112H178ZM178 113H176V114H178ZM195 113H196V112H195ZM195 113H194V114H195ZM226 113H227V111H226ZM232 113L230 114L231 116H232ZM249 113L251 114L252 112H249ZM253 113H255V112L253 111ZM253 113H252V115H251L252 118H253V116L255 115V114L253 115ZM9 114H10V113H9ZM39 114H41V112H40ZM116 114H117V112H116ZM121 114H123V113H121ZM121 114H120V115H121ZM124 114H125V113H124ZM126 114H127V113H126ZM126 114H125V116H126ZM146 114H148V113H146ZM146 114H145V116H146ZM176 114H175V115H176ZM183 114H184V112H183ZM183 114H181L182 117H183ZM191 114H192V113H191ZM202 114H204V112H203ZM216 114H217V113H216ZM224 114H225V113H224ZM224 114L222 113L223 116H224ZM258 114H259L260 118H261L262 115H264V114L260 115V112H258V113L256 114V116H258ZM15 115H16V114H14V116H13V114H12V117H15ZM25 115H24V116H25ZM35 115L37 116L38 114H35V113H34V116H33L32 114H31L30 116L27 115V118H28V117H31V116L34 118ZM50 115H51V114H50ZM50 115H49V116H50ZM84 115H85V114H84ZM88 115H89V114H88ZM101 115H100V116H101ZM112 115H113V116H112ZM120 115H118V116H120ZM130 115H131V114H130ZM130 115H129V116H130ZM137 115H138V114H137ZM152 115H150V116H152ZM165 115H166V113H165ZM171 115H172V113H171ZM179 115H180V114L176 115V117L179 116ZM185 115H186V114H185ZM195 115L197 116V114H195ZM198 115H200V113H198ZM100 116H98V117H100ZM123 116H124V115H123ZM145 116H143V117H145ZM155 116H158V115H155ZM155 116H154V118H155ZM167 116H168V115H166V117H167ZM220 116H221V115H220ZM226 116H227V118H228L229 115L226 114V115L224 116V117H225V121H227V120H226V119H227ZM231 116H230V117H231ZM234 116H236V121H239V120L237 119V115H234ZM0 117H2V116H0ZM12 117H11V120H12V119H15V118H12ZM45 117H46V114H45L44 117H42V118L45 119ZM87 117H88V116H87ZM107 117H106V118H107ZM114 117H115V116H114ZM114 117H113V118H114ZM116 117H117V116H116ZM121 117H122V116H121ZM135 117H136V116H135ZM140 117H141V116H140ZM140 117H139L138 119H140ZM172 117L174 118V114H173L172 116H170V118H168V117H167L166 119L163 118V119H164L163 121H160V122H159V120H158V122H159L158 124H153L151 121H150V122L152 123L151 125H153L154 127H158V128H160V130H161V128H162L161 131L166 130V131H167L166 134L168 133V131L170 132V130L172 131V133H171V132H170V133L173 134V129H174V133H175V132L177 131L176 129H179V127L177 126V124L175 125V123H174V121H175L176 119H173L174 121H172ZM176 117H175V118H176ZM180 117H181V116H180ZM191 117H193V114H192ZM191 117H189V120H190ZM198 117H199V116H198ZM198 117L196 118L197 121H200L201 119H206V118H205L206 115H205V116L203 115L204 118H203L202 116H200L199 118L202 117L200 120H198ZM212 117L214 118V116H212ZM217 117H218V116H217ZM224 117H223V118H224ZM232 117H233V116H232ZM263 117H264V116H263ZM263 117H262V118H263ZM27 118H24V121H25V122H26L27 120H28V121L30 120V119H27ZM42 118H41V119H42ZM91 118H92V117H91ZM95 118H97V117H95ZM95 118H94V119H95ZM102 118H103V117H102ZM106 118H105V121H104L103 123H105L107 120L109 121V120H112V119H113V118H111V119H108V118H107V120H106ZM130 118H132V117H130ZM130 118H129V119H130ZM152 118H153V117H152ZM152 118H151V119H152ZM178 118H179V117H177V119H178ZM213 118H212V119H213ZM218 118H219V117H218ZM220 118H222V116H221ZM238 118H239V117H238ZM257 118H258V117H257ZM262 118H261V119H262ZM8 119H10V118H7L6 120H8ZM21 119H22V117H21ZM25 119H26V120H25ZM34 119H35V118H34ZM44 119H42V121H43ZM94 119L91 121V123L88 122L90 125H89V128L86 127V128L88 129V130H87V134H85V133H81V132H80V133H78V134L76 133V134H74V135L72 134L73 136H72V135L70 136V137H72L71 141L68 142V143H70V144H69L70 146L73 145V148H74V149H76V148H78V149L80 148V149H81V148L83 147V150H84L85 147H87V145H86L87 143L91 145V143H89V141H88V140L92 137V135H91V137L89 138V136H90V132H91V133H95V132L98 131V129H100V127H102V125L100 126L101 123L98 124L99 122H94ZM115 119H116V118H114V121H113L115 125H117V124L120 125V124H122V122H125V120H127V119H124V121H119V120H118V121H115ZM120 119H121V118H120ZM129 119H128V120H129ZM148 119H149V118H148ZM179 119H180V118H179ZM187 119H188V118H187ZM233 119H234V118H233ZM250 119H251V117H250ZM255 119H256V118H254V120H255ZM261 119H260V121L262 122L263 119H262V120H261ZM0 120H1V119H0ZM128 120H127V121H128ZM145 120H146V119H145ZM193 120H195V119H193ZM216 120H217V119H216ZM251 120H253V119H251ZM22 121H23V120H21V124H22ZM30 121H31V120H30ZM30 121H29V123H30ZM37 121H39V120H37ZM99 121H100V120H99ZM102 121H103V119H102ZM176 121H177V120H176ZM178 121H179V120H178ZM197 121H196V122H197ZM201 121H203V120H201ZM201 121H200V123H201ZM213 121H215V120H213ZM231 121L233 122V120H231ZM256 121H257V120H256ZM14 122H15V120H14ZM31 122H32V121H31ZM45 122H46V121H45ZM47 122H48V121H47ZM47 122H46V123H47ZM150 122H149V123H150ZM182 122L184 123V119L182 120ZM185 122H187V121H185ZM218 122H219V120H218ZM251 122H252V121H251ZM258 122H259V120H258ZM39 123H40V122H39ZM39 123L37 122L36 124L38 125ZM46 123H44V124H46ZM73 123H74V122H73ZM73 123H71V124H73ZM129 123H130V122H129ZM176 123H177V122H176ZM180 123H181V122H180ZM193 123H194V122H193ZM193 123H192V124H193ZM197 123H198V122H197ZM197 123H195V124H197ZM200 123L197 124L196 128L199 127L198 125H200ZM203 123H204V122H203ZM215 123H217V122H215ZM220 123H221V121H220ZM220 123H219V125H220ZM225 123H226V122H225ZM227 123H228V122H227ZM236 123H237V122H236ZM252 123H255V124H256L257 122H252ZM252 123H251V124H252ZM262 123H263V122H262ZM262 123H261V124H262ZM13 124H14V123H13ZM17 124L20 125L19 128L21 129V126H22V125L19 124V122H18ZM30 124H32V123H30ZM34 124H35V122H34ZM34 124H33V127H34ZM69 124H70V123H69ZM78 124H79V123H78ZM114 124H113V125H114ZM136 124H137V123H136ZM145 124H146V122H145ZM147 124H148V123H147ZM178 124H179V123H178ZM189 124H190V121H189ZM189 124H187V126H188ZM223 124H224V122H223ZM230 124H231V123H230ZM230 124H228V127H227V128H229V129H230V126H231ZM249 124H250V123H249ZM255 124H254V125H255ZM258 124H259V123L256 124V128H260V127H257ZM263 124H264V123H263ZM24 125H25V124H24ZM85 125H86V123H85ZM127 125H128V124H127ZM127 125H126V128H127ZM180 125H182V124H180ZM180 125H179V126H180ZM212 125H213V123L211 124V127H212ZM225 125H226V124H225ZM229 125H230V126H229ZM252 125H253V124H252ZM28 126H29V125H28ZM48 126H49V124H48ZM80 126H84V125H80ZM106 126H107V125H106ZM111 126H112V125H111ZM111 126H110V127H111ZM128 126H129V125H128ZM142 126H143V125H142ZM142 126H141V130L143 131V127H142ZM146 126L148 127V125H146ZM153 126H152V127H153ZM175 126L178 127V128H176ZM185 126H186V125H185ZM187 126H186V127H187ZM249 126H250V125H249ZM12 127H14V125H12ZM17 127H18V126H17ZM17 127H15V128H17ZM22 127H23V126H22ZM44 127H45V126H44ZM65 127H66V124H65ZM68 127H71V125L68 126ZM103 127H104V126H103ZM110 127H109V128H110ZM124 127H125V126H124ZM130 127H131V126H130ZM174 127H175L176 129H175ZM207 127H208V126H207ZM209 127H210V126H209ZM218 127H219V126H218ZM233 127H234V123H233ZM235 127H236V124H235ZM30 128H31V127H30ZM45 128H46V127H45ZM72 128H73V127H72ZM104 128H105V127H104ZM112 128H113V127H111V129H112ZM136 128H137V127H136ZM144 128H145V127H144ZM192 128H193V127H192ZM192 128L190 129V127H189L188 130H190V132H191V131L193 132L194 129L192 130ZM196 128H195V129H196ZM212 128H213V127H212ZM252 128H255V126H253ZM252 128H251V129H252ZM256 128H255V129H256ZM24 129H25V128H24ZM31 129H32V128H31ZM31 129H29V130H31ZM83 129H85V128H83ZM83 129L81 130L82 132H83ZM121 129H122V128H121ZM124 129H125V128H124ZM214 129H216V127H214ZM235 129H236V128H235ZM255 129H254L253 131H255ZM263 129H264V128H263ZM2 130H3V128H2ZM2 130H1V131H2ZM27 130H28V127H27ZM29 130H28V131H29ZM33 130H34V129H33ZM63 130H64V128L62 129V133H63ZM104 130H105V129H104ZM109 130H110V129H109ZM114 130H115V129H114ZM114 130H113V131H114ZM134 130H135V129H133V131H134ZM185 130H186V128H185ZM209 130H210V129H209ZM221 130H222V129H221ZM226 130H227V131H226ZM226 130H225V131L228 133V129H226ZM258 130H259V129H258ZM21 131H22V130H21ZM78 131H80V129H78ZM111 131H112V130H111ZM117 131H118V130H117ZM117 131H116V132H117ZM123 131H124V130H123ZM145 131H146V129H145ZM145 131H143V132H144V136H146V135H145V134H146ZM148 131H149V130H148ZM148 131H147V132H148ZM150 131H151V130H150ZM154 131H155V130H154ZM195 131H197V130H195ZM198 131H199V130H198ZM216 131H218V130H216ZM231 131H232V130H231ZM233 131H234V130H233ZM247 131H248V130H247ZM259 131H260V130H259ZM259 131H258V132H259ZM98 132H99V131H98ZM116 132H115V133H116ZM120 132H122V131L120 130ZM131 132H132V131H131ZM137 132H138V131H137ZM137 132H136V133H137ZM139 132H141V131L139 130ZM156 132H157V131H155V134H156ZM186 132H188V131L186 130ZM211 132H213V131H211ZM223 132H224V131H223ZM1 133H2V132H1ZM1 133H0V134H1ZM23 133H24V132H23ZM23 133H22V134H23ZM104 133H105V132H104ZM136 133H135V134H136ZM157 133H158V132H157ZM163 133H164V132H163ZM179 133H180V132H179ZM208 133L211 135L210 132H208ZM213 133H214V132H213ZM215 133L218 135L219 133H221V131H220V132L218 131V133H217V132H215ZM230 133H231V132H230ZM250 133H251V132H250ZM256 133H257V132H256ZM256 133H254V135H255ZM259 133H260V132H259ZM3 134H4V133H3ZM64 134L66 135V133H64ZM101 134H102V133H101ZM125 134H126V133H125ZM138 134H140V133H138ZM152 134H153V133H152ZM158 134H159V133H158ZM175 134H176V133H175ZM175 134H174V135H175ZM180 134H181V133H180ZM180 134H179V136H180ZM182 134H183V133H182ZM188 134L190 135L191 133L188 132ZM193 134H194V133H193ZM223 134H224V133H223ZM223 134H221V135H223ZM234 134H235V133H234ZM260 134H261V133H260ZM262 134H264L263 131H262ZM14 135H15V134H13V136H14ZM94 135H95V134H94ZM107 135H108V134H107ZM140 135H141V134H140ZM142 135H143V134H142ZM142 135H141V136H142ZM189 135H188V136H189ZM219 135H220V134H219ZM228 135H229V133H228ZM243 135H244V134H243ZM252 135H253V134L251 133V137L254 136V135H253V136H252ZM0 136H1V135H0ZM7 136L9 137V140H10V137H11L12 135H11V136L7 135ZM13 136H12V138H13ZM28 136H29V135H28ZM30 136H31V134H30ZM34 136H35V134H34ZM97 136H98V135H97ZM144 136H143V137H144ZM149 136H150V134H149ZM149 136L147 135V137H149ZM153 136H154V135H153ZM156 136H157V135H156ZM156 136H155V137H156ZM159 136H160V135H159ZM169 136L172 137V135H170V134H169ZM184 136H185V135H184ZM184 136H183V139H184ZM188 136H186L187 139H188ZM190 136H191V135H190ZM212 136H213V134H212ZM214 136H215V134H214ZM224 136H225V135H224ZM229 136H230V135H229ZM247 136L249 137V134L246 135V137H247ZM255 136H256V135H255ZM262 136H263V135H262ZM3 137H4V135H3ZM3 137H2L1 139H3ZM67 137H69V136H67ZM94 137H95V136H94ZM101 137H102V136H101ZM101 137H99V138H101ZM138 137H139V136L135 137V139L138 138ZM143 137H142V139H143ZM147 137H146V138H147ZM151 137H152V136H150V138H151ZM166 137H167V136H166ZM176 137H177V136H176ZM176 137H175V138H176ZM210 137H211V136H210ZM226 137H227V136H226ZM230 137H231V136H230ZM248 137H247V138H248ZM251 137L248 138V139H249V140L252 139ZM259 137H260V136H259ZM28 138H29V139H28ZM28 138H27V139L30 140V137H28ZM63 138H64V137L62 136L61 139H63ZM102 138H103V137H102ZM115 138H116L117 140H119V141H118V145H119V147L115 150V153H116V154H119V153H120V154L118 155V156H119V161L117 162V163H118V167L115 168L114 170H116L117 172H119V171L121 170V167H124V165H125L124 161L121 160V157H122V154H123V152L125 151L126 147H125V145H124V147H122V144H125V142L122 141V133H116ZM127 138H129V136H128ZM173 138H174V137H173ZM189 138H190V137H189ZM218 138H219V136H218ZM221 138H222V136H221ZM221 138H220V139H221ZM224 138H225V137H224ZM232 138H234L233 135H232ZM253 138H254V137H253ZM255 138H256V137H255ZM257 138H258V137H257ZM257 138H256V139H257ZM260 138H261V137H260ZM263 138H264V137H263ZM263 138H262V139H263ZM7 139H8V138H7ZM32 139H33V137H32ZM105 139H106V138H105ZM112 139H113V137L110 136V141H111ZM138 139H139V138H138ZM163 139H164V135H163L162 140H163ZM213 139H214V138H213ZM213 139H212V141H213ZM222 139H223V138H222ZM222 139H221V140H222ZM226 139H227V138H226ZM258 139H259V138H258ZM4 140H5V139H4ZM24 140H25V138H24ZM68 140H69V139H68ZM68 140H67V141H68ZM90 140H91V139H90ZM95 140H98V139L96 138ZM139 140H140V139H139ZM145 140H146V139L144 138V141H145ZM148 140H149V139H148ZM152 140H153V139H152ZM156 140H157V139H156ZM166 140H167V139H166ZM172 140H173V139H172ZM172 140H170V143H171ZM189 140H190V139H188V141H189ZM214 140H215V139H214ZM221 140H220V141H221ZM230 140H232V139H230ZM242 140H243V139H242ZM249 140H247V139L245 140V137H244V140H243V141H248V142H245V144H246V143L248 144V143H249ZM253 140H255V139H253ZM253 140H250V141H252V143H253V142H254ZM32 141H33V140H32ZM34 141H35V140H34ZM62 141H63V140H62ZM82 141H83V143H82ZM84 141H85V142H84ZM103 141H104V140H103ZM149 141H150V140H149ZM181 141H182V140H181ZM210 141H211V140H210ZM210 141H209V142H210ZM212 141H211V142H212ZM215 141H216V140H215ZM243 141H240V142H243ZM255 141H256V140H255ZM259 141H260V140H259ZM2 142H3V140H2ZM2 142H0V143H2ZM7 142H8V141H7ZM7 142H6V140H5L4 143H5L7 146H9ZM13 142H14V139H13ZM30 142H31V141H29L28 143H30ZM60 142H61V140H60ZM60 142H59V143H60ZM86 142H87V143H86ZM129 142H130V141H129ZM134 142H135V140H134ZM150 142H151V141H150ZM155 142H156V141H155ZM155 142H154V144H155ZM227 142H229V140H227L226 143H227ZM33 143H34V142H33ZM33 143H32V144H33ZM59 143H58V145H60ZM85 143H86V144H85ZM93 143H94V142H93ZM106 143H107V142H106ZM130 143H131V142H130ZM132 143H133V142H132ZM158 143H161V142H159V139H158V142H157L156 147H158ZM162 143H165V142H162ZM162 143H161V144H162ZM170 143H169V144H170ZM174 143H176V142H174ZM178 143H180V142H178ZM223 143H224V142H223ZM229 143H230V142H229ZM229 143H227V146H228ZM231 143H232V142H231ZM144 144H145V142H144ZM183 144H184V143H183ZM185 144H186V143H185ZM217 144H218V143H217ZM219 144H220V142H219ZM224 144H225V143H224ZM234 144H235V143H234ZM238 144H239V143H238ZM241 144H242V143H241ZM261 144H262V143H261ZM0 145H1V144H0ZM6 145H3V146L5 147ZM27 145H28V144H27ZM27 145H26V146H27ZM65 145H66V144H65ZM69 145H68V146H69ZM84 145H85V147H84ZM130 145H131V144L128 143V147H129ZM150 145H151V144H150ZM162 145H163V144H162ZM162 145H161V147H162ZM170 145H171V144H170ZM170 145H169V146H170ZM173 145H174V144H173ZM173 145H172V146H173ZM177 145H178V144H177ZM236 145H237V144H236ZM252 145H254V147H255V143H253ZM259 145H260V144H259ZM3 146H2V147H3ZM7 146H6V149H7ZM31 146H32V145H31ZM31 146H30V147H31ZM66 146H67V145H66ZM70 146H69V147H70ZM103 146H104V145H103ZM103 146H102V147H103ZM113 146H114V145H113ZM126 146H127V144H126ZM172 146H171V147H172ZM179 146H180V145H179ZM187 146H188V145H187ZM211 146H214V145H212V143H211ZM211 146H210V147H211ZM216 146H217V145H216ZM216 146H215V147H216ZM218 146H219V145H218ZM218 146H217V147H218ZM227 146H226V147H227ZM239 146H240V145H239ZM239 146H238V147H239ZM242 146H243V145H242ZM242 146H240L241 150H239V151H241V152L243 151V149H246V146H247V145H246V146L244 145V146H245L244 148H242ZM260 146L263 147L262 145H260ZM4 147H3L1 150H3ZM21 147H22V146H21ZM69 147H67V148H69ZM93 147H94V146H93ZM131 147H132V146H130L129 149H131ZM144 147H145V145H144ZM156 147H155V150H154V149L151 150V151L154 153V154L152 153L153 155H156V154H157V153H155V151H156ZM175 147L177 148L178 146H175ZM205 147L208 148V146H206V145H205ZM210 147H209V149H210ZM217 147H216V149H217ZM249 147H250V146H249ZM256 147H257V146H256ZM258 147H259V146H258ZM31 148H33V146H32ZM31 148H30V150L33 152V149H31ZM55 148H57V147H55ZM67 148H66L65 150H67ZM73 148L71 147V148H69V149H71V151H72ZM89 148H90V147H89ZM98 148H101V145H97V144H95V147L92 148V150H94V152H97V151H98ZM145 148H146V147H145ZM150 148H151V147H150ZM172 148H173V147H172ZM181 148H183V147H181ZM211 148H212V147H211ZM240 148H239V149H240ZM23 149H24V147H23ZM53 149H54V147H53ZM151 149H152V148H151ZM159 149H160V147L157 148V150H159ZM177 149H178V148H177ZM201 149H202V148H201ZM201 149H199V150L202 151ZM212 149H213V148H212ZM219 149H220V148H219ZM229 149L231 150V146H229ZM233 149H234V148H233ZM249 149H250V148H249ZM251 149H254V148H251ZM255 149H256V148H255ZM255 149H254V150H255ZM257 149H258V148H257ZM257 149H256V150H257ZM259 149H260V148H259ZM30 150H29V154H30V152H31ZM47 150H48V149H47ZM47 150H46V152H47ZM92 150H91V151H92ZM99 150H100V149H99ZM131 150H132V149H131ZM147 150H148V147H147ZM147 150H146V151H147ZM179 150H180V149H179ZM194 150H195V149H194ZM199 150H198V151H199ZM214 150H215V149H214ZM220 150H221V149H220ZM236 150H237V149H236ZM256 150H255V151H256ZM262 150H264V148H262ZM53 151H54V150H53ZM76 151H77V150H76ZM81 151H82V150H81ZM91 151L86 152V153H85V154H86L85 156H87V153H89V152L91 153ZM129 151H130V150H129ZM129 151H127V153H129ZM239 151H238V152H239ZM246 151H247V150H244L245 153H246ZM248 151H249V150H248ZM251 151H252V150H251ZM255 151H254V152H255ZM259 151H260V150H257V152H259ZM32 152H31V153H32ZM49 152H50V153L47 154V157H48V155H50V154L52 153V150H50ZM69 152H70V151H69ZM69 152H68V154H69ZM72 152H73V151H72ZM141 152H144V151H141ZM141 152H140V153H141ZM207 152H208V156L210 155V157H212L211 154H213V153L210 151L211 154H209V150H208ZM214 152H216V151H214ZM221 152H222V150H221ZM233 152H234V150H233ZM233 152H231V153L233 154ZM236 152H237V151H236ZM241 152H240V154H242ZM252 152H253V151H252ZM257 152H255L256 155H257ZM64 153H65V152H63V154H64ZM74 153H75V152H74ZM80 153H81V152H80ZM99 153H100V152H99ZM108 153H109V151H108ZM112 153H114V151H112ZM115 153H114L113 155H115ZM138 153H139V152H138ZM140 153H139V154H140ZM150 153H151V152H150ZM160 153H161V151H160ZM171 153H172V152H171ZM199 153H200V152H199ZM201 153H202V152H201ZM205 153H206V151H205ZM219 153H220V152H219ZM231 153L229 152L230 156L232 155ZM245 153H244V155H245ZM27 154H28V152H27ZM43 154H44V153H43ZM54 154H55V153H54ZM72 154H73V153H72ZM77 154H78V153H77ZM100 154H101V153H100ZM106 154H107V153H106ZM133 154H134V153H133ZM139 154H138V155H139ZM144 154H145V152H144ZM147 154H148V153H146L144 157H147V156H146ZM202 154H203V153H202ZM202 154H201V155H202ZM226 154H228V153H226ZM229 154H228V157H229ZM234 154H238V153H235V152H234ZM247 154H248V153H247ZM251 154H253V156H251ZM251 154H249V155H250L251 158H253L255 154H254V153H251ZM262 154H263V153H262ZM262 154H259V155H261V157H262ZM0 155H1V153H0ZM80 155H82V154H80ZM134 155H135V154H134ZM149 155H150V154H148V156H149ZM174 155H175V153H174ZM177 155H178V153H177ZM221 155H222V153H221ZM249 155H248V156H249ZM24 156H27V155L24 154ZM36 156H37V155H36ZM42 156H43V155H42ZM66 156H67V155H66ZM125 156H127V154H126ZM140 156H141V157H138V156H137V158H136L137 160H136V161L140 162L139 160L143 159V157H142V153L140 154ZM150 156H152V155H150ZM175 156H176V155H175ZM178 156H179V155H178ZM208 156H206V154H205V157H206L205 160L207 159V161H209V160H208V158H209ZM215 156H216V154H215ZM218 156H219V155H218ZM234 156H235V155H234ZM239 156H240V155H239ZM263 156H264V155H263ZM30 157H33V154H30ZM39 157H40V156H39ZM77 157H79V156H76V157L74 156L73 158L77 159ZM83 157H84V154H83ZM113 157H114V156H113ZM131 157H132V156H131ZM154 157H155V156H153V158H154ZM156 157H157V156H156ZM168 157H169V156H168ZM207 157H208V158H207ZM228 157H227V158H228ZM258 157H259V156H258ZM258 157H257V159H258ZM261 157H259V158H261ZM55 158H56V157H55ZM63 158H64V157H63ZM71 158H72V156H71ZM73 158H72V160H73ZM81 158H82V157H81ZM89 158H90V155H89ZM89 158H88V159H89ZM127 158H128V157H127ZM183 158H184V157H183ZM196 158H197V157H196ZM198 158H199V156H198ZM217 158H219V157H217ZM227 158H225L226 161H227L228 159H229V160L232 159V158H230V157H229L228 159H227ZM233 158H234V157H233ZM237 158H238V157H237ZM237 158H236V159H237ZM241 158H242V157H241ZM243 158H245V156H244ZM247 158H248V157H247ZM247 158H246V159H247ZM263 158H264V157H263ZM56 159H58V156H57ZM64 159H65V158H64ZM84 159H85V157H84ZM107 159H110V158H107V156L104 155V154L100 157V160H101L102 162H98V163H99V165H100L101 163L103 164V166L100 165V166H101V167H100V170H102V171L107 170V164L109 163V160H107ZM117 159H118V157H117ZM174 159H175V157L172 159V163H173V160H174ZM191 159H192V157H191ZM234 159H235V158H234ZM234 159H233V160H234ZM236 159H235V160H236ZM249 159H250V158H249ZM35 160H36V158H35ZM45 160H46V159H44V161H45ZM67 160L70 161V157H69ZM86 160H87V159H86ZM100 160H99V161H100ZM110 160H111V159H110ZM114 160H115V159H114ZM145 160H146V159H144V161H145ZM148 160H151V159L148 158ZM184 160H186V159L184 158ZM184 160H183V161H184ZM198 160H199V159H198ZM222 160H223V159H222ZM258 160H259V159H258ZM36 161H37V160H36ZM44 161H42V163H43ZM73 161H75V160H73ZM81 161H83V160H81ZM132 161H133V160H132ZM136 161L134 160L135 163H136ZM142 161H143V160H142ZM142 161H141V162H142ZM144 161H143V162H144ZM146 161H147V160H146ZM152 161H154V159H153ZM152 161H148V163H149V162L151 163ZM169 161H170V160H169ZM169 161H168V162H169ZM174 161H175V160H174ZM207 161H206V163H207ZM210 161H211V159H210ZM212 161H213V157H212ZM243 161H244V160H243ZM252 161H253V159H252ZM255 161H256V159H255ZM259 161H261V160H259ZM259 161H257V162H259ZM67 162H68V161H67ZM67 162H65V163H67ZM143 162H142V163H143ZM175 162H177V161H175ZM184 162H185V161H184ZM214 162H215V160H214ZM234 162L237 163L236 161H234ZM245 162H247V161H245ZM249 162H250V161H249ZM261 162H262V161H261ZM42 163H41V164H42ZM55 163H56V162H55ZM59 163H60V162H59ZM59 163H58V165L56 166V168L53 167V170H54V171L52 170L53 172L51 171L52 173H50L47 177H45V178H43V179L40 178V179H42V182H41V184H40V182H39V184H40V185H38L39 187L37 186V184H36L37 187L35 186V187H36V189H35V190H36L35 194H37V196L41 195V191L43 190L42 196L39 197V199H41V201H44V200H45L47 194L49 195L48 198H47V202H46V204H44L43 206H39L38 203H35L34 205H32V204H33V202H32V204L30 203L31 205H29V207H27V206H26L27 208L25 207L26 209H25L24 212H22L20 215H18V216H19V221H18V223H17L16 225H19V223H21V225L18 226L19 230H18V228H16L15 230H16V231L18 230L19 236L22 237V239L25 238V237H26V238L29 237L30 240H33V241L36 242V243H37L36 240H38V239H43V238H45L46 240L49 239V237L46 238V235H44V234H45V230H49V229H51L54 220H55V219L57 220V217L59 216V215L57 216V208H58V207H57L56 209H53V205H52V204L55 203V202H58L59 200H65V199L69 198V192H70L71 190H75L76 192L78 191V192H81V193L84 192V194H85V193H86V190L89 189V188L93 185V183H94V179H93V175H94V172H95V169H94V168H92L91 170H89V169H88V170L85 169V170L82 172V169H83V168L80 169V168H77V167H76V168H74L73 170H70L69 168H70L71 164H70V166H68V167L65 166V168H62V167L59 165ZM90 163H91V162H90ZM146 163H147V162H146ZM148 163H147V164H148ZM152 163H154V162H152ZM152 163H151V164H152ZM166 163H167V162H166ZM200 163H201V162H199V164H200ZM204 163H205V162H204ZM211 163H212V162H211ZM211 163H210V164H211ZM215 163H216V162H215ZM231 163H232V162H231ZM255 163H256V162H255ZM61 164H62V163H61ZM85 164H86V162H85ZM176 164H177V163H176ZM208 164H209V163H208ZM224 164H225V162H224ZM239 164H240V160H239ZM251 164H252V167H255V166H256V168H257V164H256V165L253 164V163H251ZM258 164H260V165L262 164V165H261L262 167L264 166L263 163H260V162H259ZM65 165H66V164H65ZM76 165H77V164H76ZM80 165H81V164H80V162H79V165H77V166L79 167ZM95 165H96V164H95ZM99 165H97V168H99ZM161 165H162V164H161ZM173 165H175V164L173 163ZM194 165H195V164H194ZM211 165L213 166V164H211ZM215 165H216V164H215ZM215 165H214V167H215ZM232 165H233V167L235 166L234 164H232ZM236 165H238V164H236ZM244 165H245V164H244ZM244 165H243V164L241 165L242 168H243ZM249 165H250V164H249ZM253 165H255V166H253ZM38 166H39V165H38ZM43 166H44V164H43ZM132 166H133V165H132ZM132 166H130V167L132 168ZM145 166H146V164H145ZM192 166H193V165H192ZM201 166L203 167V164H202ZM204 166H205V165H204ZM207 166H208V165H207ZM216 166H217V165H216ZM218 166H219V165H218ZM247 166H248V165H247ZM250 166H251V165H250ZM261 166H258V167L261 168ZM136 167H139V164H137V166L133 167L134 169H132V170H133V171H137V170H135ZM148 167H149V166H148ZM176 167L178 168V166H176ZM188 167H190V166H188ZM196 167H197V166H196ZM199 167H200V166H199ZM199 167H198V168H199ZM202 167H201V170H202ZM223 167H224V166H223ZM233 167H231V168H232L234 171H236V170L234 169L235 167H234V168H233ZM244 167H246V166H244ZM39 168H40V167H39ZM42 168H43V167H42ZM49 168H50V167H49ZM90 168H91V167H90ZM97 168H96V169H97ZM113 168H114V167H113ZM113 168H112V169H113ZM150 168H151V167H150ZM174 168H175V167H174ZM236 168L238 169L239 166H236ZM242 168L240 167L239 169L241 170ZM249 168H251V167H249ZM260 168H258V170H259ZM263 168H264V167H263ZM37 169H38V168H37ZM151 169H152V168H151ZM156 169H157V168H156ZM169 169H170V168H168V171H169ZM188 169H189V168H188ZM194 169H195V168H194ZM196 169H197V168H196ZM214 169H215V168H214ZM224 169H226V168H224ZM224 169H223V170H224ZM227 169H229L228 166H227ZM227 169H226V170H227ZM232 169H230V170H231L230 172H232ZM247 169H248V168H247ZM251 169H253V168H251ZM35 170H36V169H35ZM130 170H131V169H130ZM166 170H167V168H166ZM181 170H182V168H181ZM197 170H198V169H197ZM209 170H210V168H209ZM209 170H208V172H209ZM216 170H217V169H216ZM223 170H222V171H223ZM226 170H225V171H226ZM244 170H245V171H244ZM244 170L242 169L241 171H244V173L247 172V171H249L250 174H252V172H253V171L251 172V170H246V169H244ZM255 170H256V169H255ZM255 170H254V173H255ZM38 171H39V170H38ZM97 171H98V170H97ZM112 171H113V170H112ZM133 171H131V172L133 173ZM162 171H163V170H162ZM173 171H174V169H173ZM176 171H178V170L176 169ZM206 171H207V170H206ZM206 171H205V172H206ZM237 171H238V170H237ZM261 171H262V170H261ZM99 172H100V171H99ZM138 172H140V170L137 171L136 175H137V174L140 175V173H138ZM141 172H142V167H141ZM151 172H152V171H151ZM151 172L148 173L144 178H146L148 175L152 174ZM170 172H171V170H170ZM196 172H197V171H196ZM208 172H207V173H208ZM213 172H214V171H213ZM223 172H224V171H223ZM223 172H222V173H223ZM249 172H248L247 174H249ZM256 172H257V171H256ZM104 173H105V172H104ZM132 173H131V175H132ZM146 173H147V172H146ZM146 173L143 171V172H142V176H140V177H143ZM164 173H167V171H166V172H163V176H164V175H168V174H164ZM172 173H174V172H172ZM172 173H171V174H172ZM201 173H202V172H201ZM201 173H200V174H201ZM218 173H219V170H218ZM233 173H235V172H233ZM233 173H232V175H233ZM238 173H239V172H238ZM238 173H237V174L235 173V174L238 175ZM242 173H243V172H242ZM242 173H241V175H242ZM244 173H243V174H244ZM254 173H253V174H254ZM39 174H40V172H39ZM97 174H98V173H96V175H97ZM174 174H176V172H175ZM179 174H180V173H179ZM191 174H192V173H191ZM194 174H195V173H194ZM223 174L225 175V173H223ZM229 174H231V173H229ZM256 174L258 175L259 173H256ZM261 174H263V173H260L259 175H261ZM37 175H38V173H37ZM106 175H107V174H106ZM134 175H135V174H134ZM159 175H160V174L158 173V176H159ZM214 175H215V174H211L210 176L212 177V176H214ZM226 175H227V174H226ZM226 175H225V176H226ZM241 175H240V176H241ZM42 176H43V175H42ZM132 176H133V175H132ZM161 176H162V175H161ZM188 176H189V175H188ZM233 176L235 177V175H233ZM243 176H244V175H243ZM245 176H246V175H245ZM245 176H244V177H245ZM251 176H252V175H251ZM255 176H256V175H255ZM263 176H264V174H263ZM114 177H115V176H114ZM134 177H135V176H133V177H131V178H134ZM140 177H139V178H140ZM156 177H157V176H156ZM171 177H172V176H170L169 178H171ZM179 177H180V176H179ZM193 177H194V175L192 176V178H193ZM200 177H201V176H200ZM202 177H203V176H202ZM229 177H230V175H229ZM248 177L250 178V176H248ZM253 177H254V175H253ZM127 178H128V176H127ZM131 178H130V179H131ZM169 178H168V179H169ZM177 178H178V177H177ZM186 178H187V177H186ZM194 178H196V176H195ZM198 178H199V177H197L196 179H198ZM213 178H215V177H213ZM240 178H241V177H240ZM245 178H247V177H245ZM122 179H123V178H122ZM134 179H135V178H134ZM182 179H183V178H182ZM204 179H205V178H204ZM218 179H219V176H218ZM220 179H221L222 181L224 180V179H222L221 177H220ZM225 179H226V178H225ZM230 179L233 181L234 178H231V177H230ZM247 179H248V178H247ZM254 179H255V178H254ZM259 179H260V176H259ZM261 179H262V178H261ZM97 180H98V179H97ZM131 180H132V179H131ZM138 180H141V179H138ZM156 180H157V179H156ZM156 180H155V181H156ZM160 180H161V178H160ZM186 180H187V179H186ZM190 180H191V177H190ZM206 180H207V181H210V177H209V179L207 178ZM212 180L215 182V179H212ZM212 180H211V182H212ZM243 180H244V178H243ZM245 180H246V179H245ZM249 180H250V179H249ZM252 180H253V178H252ZM31 181L33 182V180L27 179V180L24 182V184H23L22 186H21V183H20L19 186H21V188L19 189V191H17V193H16L15 195H14V193L12 192L14 196L12 195L13 197L11 198V200L9 199L10 201L7 202V205H6V207H5V212H6V213H7V211L11 210V209L13 208V206L19 201V199L21 198L20 196L22 195V194H20V192H22L25 188H29V189L32 188V182H31ZM191 181H192V180H191ZM191 181H190V182H191ZM217 181L219 182L220 180H217ZM224 181H225V180H224ZM227 181H228V180H227ZM235 181H237V180H235ZM256 181H257V183L255 182L256 185H258V184L261 182V181H259V183H258V179H256ZM95 182H96V181H95ZM135 182H137V180H136ZM140 182H141V181H140ZM140 182H139V184H140ZM165 182H166V181H165ZM176 182H177V180H176ZM184 182H185V181H184ZM194 182H195V179H194ZM211 182H209V183L212 184V185H216V183H217V182H216V183L214 184V183H211ZM229 182H230V181H229ZM229 182H228V183L225 182V183H227V184L230 185L231 183H229ZM237 182H238V181H237ZM237 182H236V183H237ZM239 182H241V181L239 180ZM252 182H253V181H252ZM166 183H167V182H166ZM191 183H193V182H191ZM202 183H203V182H202ZM207 183H208V182H207ZM130 184H131V182H130ZM186 184H188V183L186 182ZM189 184H190V183H189ZM189 184L187 185V187L189 186ZM217 184H218V183H217ZM237 184H238V183H237ZM243 184H244V183H243ZM250 184H251V182H250ZM122 185H123V183H122ZM192 185H194V184H192ZM192 185H190V186H192ZM196 185H197V184L195 183V186H196ZM203 185H204V184H203ZM220 185H223V183L220 184ZM229 185H228V186H229ZM234 185H235V184H234ZM247 185H248V181H247ZM251 185H252V184H251ZM253 185L255 186V184H253ZM260 185H261V184L258 185L259 188H261ZM109 186H115V184H114V185L112 184V185H109ZM130 186H131V185H130ZM136 186H137V185H136ZM136 186H135V187H136ZM138 186H139V185H138ZM150 186H151V185H150ZM205 186H206V184H205ZM230 186H232V185H230ZM239 186H241V185H239ZM245 186H246V185H245ZM249 186H250V185L247 186V189H249V188H248ZM119 187H120V186H119ZM124 187H125V188H128L129 185H124ZM124 187H123V189H124ZM135 187H134L133 189H135ZM160 187H161V185H155V184H154L153 186H151V188L149 189V196H151V195H153V194L155 195V193L158 191V189H159ZM162 187H163V186H162ZM184 187H185V186H184ZM207 187H208V185L206 186V189H207ZM209 187H210V185H209ZM212 187H213V186H212ZM219 187H220V186H219ZM224 187H225V186H224ZM236 187H237V186H236ZM241 187H242V186H241ZM252 187H253V186H252ZM106 188H107V187H106ZM108 188H109V187H108ZM175 188H176V187H175ZM188 188H189V187H188ZM188 188H187V189H188ZM190 188H191V187H190ZM192 188H193V187H192ZM192 188H191V189H192ZM213 188H214V187H213ZM213 188H212V190H215V189H213ZM215 188H217V187H215ZM221 188H222V186H221ZM221 188H220L219 191L222 192ZM228 188L230 189V187H228ZM228 188H227V189H228ZM237 188H238V187H237ZM243 188H244V187H243ZM256 188H258V187H256ZM259 188H258V189H259ZM17 189H18V187H17ZM133 189H132V190H133ZM181 189H184V188H181ZM202 189H203V188H201L200 190H202ZM206 189L204 188V190H206ZM209 189H210V188H209ZM209 189H208V190H209ZM218 189H219V188H218ZM245 189H246V187H245ZM253 189H255V187H254ZM121 190H122V187H121ZM172 190H173V189H172ZM208 190H206V191H208ZM216 190H217V189H216ZM238 190H239V189H238ZM240 190H242V189H240ZM240 190H239V191H240ZM249 190H250V189H249ZM249 190H248V191H249ZM255 190H256V189H255ZM261 190H262V189H261ZM24 191H26V190H24ZM24 191H23V193H24ZM202 191H203V190H202ZM202 191H199L200 193H198V194H201ZM229 191H230V190H229ZM234 191H236V190L234 189ZM245 191H246V190H245ZM252 191H253V190H252ZM252 191H251V192H252ZM257 191H259V190H257ZM263 191H264V190H263ZM159 192H160V190H159ZM161 192H162V191H161ZM161 192H160V193H161ZM183 192H184V191H182V193H183ZM191 192H192V191H191ZM191 192H190V193H191ZM221 192H220V193H221ZM10 193H11V192H10ZM30 193H31V192H30ZM33 193H34V192H33ZM33 193H32V194H33ZM102 193H103V191H102ZM118 193H119V192H118ZM127 193H128V191H127ZM130 193H131V192H130ZM130 193H129V194H130ZM169 193H170V192H169ZM186 193H188V192H186ZM190 193H189V194H190ZM204 193H206V192L204 191ZM204 193H202V194H204ZM211 193H212V192H211ZM213 193H214V192H213ZM222 193H223V192H222ZM244 193H245V192H244ZM244 193L242 192V193H240V194L242 195V194H244ZM246 193H248V192L246 191ZM246 193H245V195H246ZM253 193H254V192H253ZM259 193H260V192H259ZM8 194H9V193H8ZM8 194H7V195H8ZM35 194H34V195H35ZM86 194H87V193H86ZM194 194H195V192H194ZM194 194H193V195H194ZM209 194H210V193H209ZM209 194H208V195H209ZM214 194H217V193H214ZM214 194H212V195H214ZM229 194L231 195V193H229ZM235 194L237 195V193H235ZM240 194H238V195H240ZM26 195H27V194H26ZM81 195H82V194H81ZM122 195H124V193H122ZM184 195H185V194H183V197H185ZM187 195H188V194H187ZM190 195H191V194H190ZM190 195H189V196H190ZM196 195H197V194H196ZM210 195H211V194H210ZM219 195H221V194H218V196H219ZM227 195H228V194H227ZM230 195H229V196H230ZM236 195H235V198H234V199H236V197H237ZM249 195H250V192H249ZM256 195H258V194H256ZM263 195H264V192H263ZM8 196H9V195H8ZM82 196H86V197H84V200L81 202V204L85 206V207H84L85 209H90L89 204H90L91 201L94 199V196H87V195H82ZM156 196H158V195H156ZM156 196H155V198H156ZM189 196H188V197H189ZM198 196H199V195H197V197H198ZM200 196H201V195H200ZM202 196H203V195H202ZM202 196H201V197H202ZM205 196H206V195H205ZM260 196H261V195H260ZM5 197H7V196H5ZM29 197H30V196H29ZM29 197H28V199H29ZM119 197H120V196H119ZM181 197H182V194H181ZM186 197H187V196H186ZM188 197H187V198H188ZM194 197H195V196H194ZM214 197H215V199H211V200H214V201L217 200V199H216V195H215ZM214 197H213V198H214ZM221 197H222V196H221ZM230 197H231V196H230ZM230 197H229V198H230ZM240 197H241V196H240ZM242 197H244V196L242 195ZM245 197H248V196L246 195ZM245 197H244V198H245ZM249 197H251V196H249ZM261 197H262V196H261ZM49 198H50L51 202H52L54 199H58V200H55L53 203H51V202H48V201H50ZM53 198H54V199H53ZM111 198H112V197H111ZM146 198H147V197H146ZM146 198H145V199H146ZM187 198H185V199L182 198V199L186 200ZM190 198H191V197H190ZM192 198H193V197H192ZM192 198H191V199H192ZM210 198H211V196H210ZM218 198H219V197H218ZM238 198H239V196H238ZM253 198H254V197H253ZM253 198H252V199H253ZM256 198H257V196H256ZM256 198H255V199H256ZM5 199H6V198H5ZM117 199H118V198H117ZM121 199H122V198H121ZM178 199H180V196L178 197ZM198 199L201 200V198H198ZM204 199H205V197H204ZM204 199H202V200H204ZM225 199H226V198H225ZM225 199H224V200H225ZM234 199H233V200H234ZM241 199H243V198H241ZM246 199H247V198H246ZM2 200H4V198H3ZM26 200H27V199H26ZM77 200H78V198H77ZM77 200H75V198H74V203H76L75 201H77ZM81 200H82V199H81ZM109 200H110V199H109ZM150 200H151V199H150ZM163 200H164V199H163ZM192 200L194 201V199H192ZM205 200L207 201V198H206ZM205 200H204V201H205ZM233 200H232V201H233ZM248 200H249V199H248ZM248 200H246V201L248 202ZM250 200H251V199H250ZM256 200H257V199H256ZM256 200H254V201H256ZM23 201H24V200H23ZM120 201H121V200H120ZM124 201H126V200H124ZM151 201H152V200H151ZM151 201H150V202H151ZM153 201H154V200H153ZM153 201H152V202H153ZM182 201H183V200H182ZM182 201L180 200V202H182ZM190 201H191V200H190ZM204 201H203V202H202V201H199V205H200V204L203 205V203H206V207H207V206L209 205V204L207 203V202L209 201V199H208L207 202H204ZM230 201H231V199H230ZM246 201H245L244 206L246 205ZM254 201H253V202H254ZM0 202H1V201H0ZM2 202H3V201H2ZM95 202H96V201H95ZM107 202H108V201H107ZM114 202H115V201H114ZM174 202H175V201H174ZM200 202H202V203H200ZM211 202L213 203V201H211ZM211 202H210V204H212ZM233 202H234V201H233ZM50 203H51V204H50ZM128 203H130V202H128ZM189 203H191V202H189ZM189 203H188V205H189ZM194 203H195V202H194ZM194 203L192 202L191 204L195 205ZM215 203H217V201H215ZM215 203H214V206H212V208H211L212 210H213V207H215ZM231 203H232V202H231ZM238 203H241L240 200H239ZM243 203H244V202H243ZM260 203H261V202H260ZM262 203H263V202H262ZM4 204H5V203L3 202V205H4ZM62 204H63V203H62ZM76 204H78V202H77ZM76 204H75V205H76ZM113 204H114V203H113ZM182 204H183V203H182ZM184 204H185V203H184ZM197 204H198V202H197ZM234 204H235V203H234ZM234 204H233V205H234ZM27 205H28V204H27ZM36 205H37V207H36ZM75 205H74V207H73L74 209H76V208H75ZM130 205H131V204H130ZM170 205H171V204H170ZM174 205H175V204H174ZM179 205H180V204H179ZM185 205H186V204H185ZM188 205H187V206H188ZM220 205H221V204H220ZM238 205H240V204H238ZM242 205H243V204H242ZM261 205H262V204H261ZM0 206H1V205H0ZM61 206H62V205H61ZM176 206L178 207V204H177ZM182 206H183V205H182ZM200 206H201V205H200ZM1 207H2V206H1ZM65 207H66V206H65ZM65 207H63V208H65ZM101 207H102V206H101ZM123 207H124V206H123ZM128 207H129V206H128ZM130 207H131V206H130ZM179 207H180V206H179ZM188 207H189V206H188ZM188 207H187V208H188ZM193 207H195V206H193ZM204 207H205V206H204ZM204 207L202 206L203 210H204ZM231 207H232V205H231ZM233 207H234V206H233ZM238 207H239V206H238ZM259 207H260V206H259ZM259 207H258V208H259ZM262 207H263V206H262ZM2 208H3V207H2ZM2 208H1V209H2ZM22 208H23V207H22ZM33 208H34L35 210H33ZM108 208H109V207H108ZM155 208H156V207H155ZM173 208H174V207H173ZM185 208H186V206H185ZM191 208H192V207H191ZM202 208H201V209H202ZM207 208H209V207H207ZM239 208H241V206H240ZM3 209H4V208H3ZM3 209H2V212H1L2 214H3V212H4ZM78 209H79V207H78ZM78 209H77V210H78ZM111 209H112V208H111ZM111 209H110V210H111ZM124 209H125V208H124ZM128 209H129V208H128ZM135 209H136V208H135ZM164 209H165V208H164ZM230 209H233V208H230ZM234 209H235V208H234ZM244 209H245V207L242 208L241 210L239 209L240 211H238V212H235V211H234V212H235L236 214L239 213V212H240L241 214L244 213V216H245V214L247 213V211L244 210ZM251 209H252V208H251ZM20 210H21V209H20ZM23 210H24V209H23ZM104 210H105V209H104ZM170 210H171V209H170ZM176 210H177V209H176ZM176 210H174V211L176 212ZM183 210H185V209H183ZM183 210H182V212H183ZM207 210H208V209H207ZM237 210H238V209H236V211H237ZM242 210L244 211L243 213L241 212ZM66 211H67V213H69L70 215H72V213H73V209H72V211H71L69 208H67ZM111 211H112V210H111ZM162 211H163V210H162ZM187 211H188V209H187ZM189 211L191 212L192 210H189ZM189 211H188V212H189ZM197 211H198V210H197ZM213 211H214V210H213ZM213 211H212V213H214ZM245 211H246V212H245ZM251 211H252V210H251ZM18 212H19V211H18ZM18 212H17V213H18ZM107 212H108V209H107ZM141 212H142V211H141ZM172 212H173V210H172ZM175 212H173L172 216H174V213H175ZM180 212H181V211H180ZM180 212H179V214H181ZM207 212H208V211H207ZM232 212H233V210H232ZM1 213H0V214H1ZM6 213H5V214H6ZM65 213H66V212H65ZM86 213H87V212H86ZM86 213L83 212V211L78 210V211L75 213V215H76V214L80 215V219L83 220V217H87V216H86ZM196 213H198V212L195 211V214H196ZM209 213H210V212H209ZM230 213H231V212L229 211V214H230ZM250 213H251V212H250ZM108 214H109V212L107 213V215H108ZM122 214H123V212H122ZM185 214H186V213H185ZM187 214H188V213H187ZM187 214H186V215H187ZM195 214H194V215H195ZM229 214H228V215H229ZM231 214H232V213H231ZM231 214H230V215H231ZM233 214H234V213H233ZM263 214H264V213H263ZM14 215H16V213H15ZM14 215H13V216H14ZM64 215H65V214H64ZM113 215H114V214H113ZM141 215H142V214H141ZM169 215H171V214H169ZM169 215H167V216L169 217ZM175 215H176V213H175ZM186 215H185V216H186ZM191 215H193V213H191ZM191 215H190V216H191ZM209 215H210V214H209ZM228 215H227V216H228ZM172 216H171L170 218H172ZM185 216L183 215V218H184ZM188 216H189V215H188ZM190 216H189V217H190ZM234 216H235V214H234ZM236 216H237V218H236V220L234 219V221L237 222L238 215H236ZM236 216H235V217H236ZM68 217H69V216H68ZM70 217H71V216H70ZM111 217H112V215H111ZM120 217H121V216H120ZM180 217H182V216H180ZM195 217H196V216H195ZM213 217H214V216H213ZM221 217H222V216H221ZM228 217H229V216H228ZM231 217L233 218V215H232ZM231 217H230V218H231ZM235 217H234V218H235ZM241 217H242V216H241ZM150 218H151V217H150ZM174 218H175V216H174ZM174 218H172V219H174ZM208 218H209V217H208ZM232 218H231V219H232ZM251 218H252V217H251ZM3 219H4V214H3V216H2V215L0 216V224H1V222L3 221ZM64 219H66V218H64ZM78 219H79V218H78ZM80 219H79V220H80ZM113 219H114V218H113ZM113 219H112V220H113ZM123 219H124V217H123ZM176 219H178V215H177ZM185 219H187V218H185ZM204 219L207 220L206 218H204ZM204 219H203V220H204ZM16 220H18V219H16ZM16 220H15V221H16ZM67 220H68V218H67ZM67 220L64 221V220L62 219V222H61L62 224H61L58 228H56V230L59 231L60 229H62V228L66 225ZM109 220H111V219L109 218ZM162 220H163V219H162ZM162 220H161V221H162ZM183 220H184V219H183ZM189 220H191V219H189ZM221 220H222V219H221ZM228 220H229V219H228ZM13 221H14V220H13ZM103 221H104V220H103ZM105 221H106V220H105ZM144 221H145V220H144ZM167 221H168V220H167ZM172 221H173V220H171V224L173 223ZM185 221H186V220H185ZM225 221H226V218H225V220L222 221V222H225ZM234 221L232 220V223H233ZM260 221H261V220H260ZM262 221H263V219H262ZM262 221H261V222H262ZM3 222H4V221H3ZM59 222H60V221H58V223H59ZM78 222H79V221H78ZM78 222H77V223H78ZM108 222H109V221H108ZM118 222H119V221H118ZM180 222H181V221H180ZM204 222H205V221H204ZM242 222H243L244 224L246 223V221H242ZM257 222H258V221H257ZM22 223L25 225V227H24V228L22 227L23 229H20V227L22 226ZM175 223H176V221H175ZM177 223H178V222H177ZM177 223H176V224H177ZM229 223H231L230 220H229ZM229 223H227V225H228ZM232 223H231V226H232ZM59 224H60V223H59ZM107 224H108V223H107ZM163 224H164V223H163ZM176 224H175V225H176ZM179 224H180V223H179ZM207 224H209V223H207ZM222 224H223V223H222ZM222 224H219V226H220V225H221V226H225V225H226V224H225V225H222ZM234 224H235V223H233V225H234ZM244 224H243V225H244ZM24 225H23V226H24ZM80 225H81V224H80ZM98 225H99V224H98ZM114 225H115V224H114ZM131 225H132V223H131ZM172 225H174V223H173ZM204 225H205V224H204ZM258 225H259V224H258ZM101 226H102V225H101ZM120 226H121V225H120ZM179 226H180V225H179ZM235 226L238 227V225H236V224H235ZM13 227H14V226H13ZM97 227H99V226H97ZM131 227H133V226H131ZM162 227H164V225H162ZM167 227H168V225H167ZM172 227H173V226H172ZM200 227H201V226H200ZM206 227H207L208 232L211 231V229H210L209 226H206ZM208 227H209V228H208ZM228 227H229V226H228ZM233 227H234V226H233ZM236 227H235V228H236ZM245 227H246V226H245ZM252 227H254V226H252ZM53 228H54V227H52V229H53ZM110 228H111V227H110ZM110 228H109V229H110ZM112 228H113V227H112ZM165 228H166V227H165ZM170 228H171V227H170ZM184 228H185V227H184ZM217 228H218V227H217ZM223 228H224V227H223ZM225 228H226V227H225ZM240 228H241V229H240ZM240 228H238V230L240 229V230L242 231V227H241V226H240ZM120 229H121V227H120ZM127 229H129V228H127ZM131 229H134V228H131ZM182 229H183V228H182ZM192 229H193V228H192ZM209 229H210V230H209ZM227 229H228V228H227ZM244 229H245V228H244ZM262 229L264 230V228H262ZM56 230L53 229V231L51 230V232L54 233V231H56ZM106 230H107V229H106ZM165 230H166V229H165ZM170 230H172V229H170ZM170 230H169V231H170ZM173 230H174V229H173ZM218 230H219V229H218ZM225 230H226V229H225ZM256 230H257V229H256ZM259 230H260V229H259ZM263 230H262L261 232H263ZM100 231H101V230H100ZM102 231H103V229H102ZM111 231H113V230H111ZM163 231H164V230H163ZM163 231H162V232H163ZM167 231H168V229H167ZM167 231H166V232H167ZM169 231H168V232H169ZM197 231H198V230H197ZM203 231H204V230H203ZM226 231L229 232L230 230H226ZM233 231H234V230H233ZM7 232H8V231H7ZM7 232H5V233L7 234ZM10 232H11V228H10L9 233H10ZM13 232H14V234H13ZM13 232H12V238H13V235H15V231H14V230H13ZM46 232H47V231H46ZM67 232H68V231H67ZM95 232H96V231H95ZM124 232H125V231H124ZM166 232H164V233H166ZM171 232H172V231H170V232L168 233V236H169V234H170ZM199 232H200V231H199ZM214 232H215V231H214ZM218 232H219V231H218ZM228 232H226V233L228 234ZM245 232H246V231H245ZM16 233H17V232H16ZM53 233H52V234H53ZM55 233H56V232H55ZM55 233H54V234H55ZM112 233H113V232H112ZM122 233H123V232H122ZM130 233H131V231L129 232V234H130ZM210 233H211V235H213L212 232H210ZM210 233H208V235H209ZM216 233H217V231H216ZM226 233H225V231H224V234H226ZM241 233H242V232H241ZM241 233H240V235H241ZM249 233H250V232H249ZM6 234L4 235V237L6 236ZM102 234H103V233H102ZM166 234H167V233H166ZM224 234H223V237H224ZM227 234H226V237H227ZM230 234H231V233H230ZM263 234H264V233H263ZM1 235H2V234H1ZM98 235H99V233H98ZM103 235H104V234H103ZM159 235H161V233H160ZM163 235H165V234H163ZM171 235H172V234H171ZM171 235H170V236H171ZM216 235H217V234H216ZM246 235H247V233H246ZM48 236H49V234H48ZM54 236H55V235H54ZM96 236H97V235H96ZM109 236L111 237V235H109ZM112 236H113V235H112ZM114 236H115V235H114ZM157 236H158V235H157ZM161 236H162V235H161ZM168 236H167V237H168ZM209 236H210V235H209ZM213 236H214V235H213ZM217 236H218V235H217ZM233 236H234V235H233ZM261 236H262V234H261ZM7 237H8V236H7ZM14 237H15V236H14ZM16 237H17V235H16ZM16 237L14 238V240L16 239ZM50 237L52 238V236H50ZM120 237H121V236H120ZM167 237H166V238H167ZM198 237H199V235H198ZM210 237H212V236H210ZM210 237H209V238H210ZM214 237H215V236H214ZM223 237H222V239H223ZM229 237H230V236H229ZM231 237H232V236H231ZM231 237H230V238H231ZM240 237H241V236H240ZM62 238H63V237H62ZM92 238H93V237H92ZM94 238H95V235H94ZM106 238H107V237H106ZM112 238H113V237H112ZM125 238H126V237H125ZM158 238H159L158 241H160V240H161V237L158 236ZM164 238H165V236H164ZM164 238H163V239H164ZM170 238H173V236L170 237ZM200 238H201V237H200ZM207 238H208V237H206V239H205V238H204V239H205L206 241H209ZM257 238H258V237H257ZM263 238H264V237H263ZM6 239H7V241H8V238H6ZM17 239H18V237H17ZM17 239H16L15 241H17ZM107 239H108V238H107ZM123 239H124V238H123ZM211 239H212V238H211ZM216 239H218V238H216ZM233 239H234V238H233ZM235 239H236V238H235ZM255 239H256V238H255ZM258 239H259V238H258ZM1 240H2V239H1ZM28 240H29V239H28ZM43 240H44V239H43ZM46 240H45V241H46ZM49 240H51V239H49ZM62 240H63V239H62ZM108 240H111V239H108ZM129 240H131V239H129ZM164 240H165V239H164ZM228 240H229V239H228ZM262 240H263V239H262ZM21 241H22V240H21ZM117 241H118V240H117ZM119 241H120V240H119ZM125 241H126V240H125ZM167 241H169V239H167ZM212 241H213V240H212ZM214 241H215V239H214ZM216 241H217V240H216ZM223 241H224V243H225V240H223ZM257 241H258V240H257ZM11 242H14V241L12 240ZM98 242H99V241H98ZM101 242H102V241H101ZM108 242H109V241H108ZM115 242H116V241H115ZM127 242H128V241H127ZM134 242H135V241H134ZM160 242H161V241H160ZM160 242L157 244V246L161 245ZM165 242H166V241H165ZM202 242H203V240H202ZM202 242H199V243L201 244ZM209 242H211V241H209ZM221 242H222V241H221ZM229 242H231V240H230ZM240 242H241V241H240ZM260 242H262V241H260ZM6 243H7V242L5 241L4 244H6ZM25 243H26V245H28L27 242H25ZM25 243H23L24 246H25ZM47 243H48V242H47ZM106 243H107V241H106ZM118 243H119V242H118ZM122 243H123V242H122ZM161 243H162V242H161ZM169 243H170V241L168 242L167 245H169ZM197 243H198V242H197ZM203 243H204V242H203ZM203 243L201 244L202 246H203ZM207 243H208V242H207ZM211 243H212V242H211ZM21 244H22V243H21ZM23 244H22V245H23ZM101 244H103V243H101ZM108 244L110 245V243H107V245H108ZM112 244H113V240H112ZM162 244H163V243H162ZM171 244H172V243H171ZM171 244H170V245H171ZM200 244H199V245H200ZM218 244H219V243H218ZM230 244H231V243H230ZM232 244H233V242H232ZM256 244H257V243H256ZM256 244H255V245H256ZM9 245H10V244H9ZM33 245H34V244H33ZM85 245H86V244H85ZM99 245H100V244H99ZM104 245H105V243H104ZM114 245H115V243H114ZM118 245H119V244H118ZM118 245H116V247H119V246L122 245V244H120L119 246H118ZM155 245H156V244H155ZM167 245H166V246H167ZM197 245H198V244H197ZM197 245H196V246H197ZM199 245H198V246H199ZM204 245H205V243H204ZM209 245H211V244L209 243ZM224 245H225V244H224ZM228 245H229V244H228ZM255 245H254V246H255ZM263 245H264V244H263ZM1 246H2V245H1ZM28 246H29V245H28ZM89 246H91V245H89ZM122 246H123V245H122ZM124 246H125V245H124ZM161 246H162V245H161ZM198 246H197V249H198ZM205 246H207V245H205ZM252 246H253V245H252ZM258 246H259V244H258ZM35 247H36V246H35ZM52 247H53V246H52ZM105 247H106V245L103 246V248H105ZM120 247H121V246H120ZM200 247H201V246H200ZM200 247H199V248H200ZM208 247H210V246H208ZM222 247H223V245H222ZM235 247H236V245H235ZM255 247H256V246H255ZM4 248H5V247H4ZM4 248H3V249H4ZM15 248H16V247H15ZM20 248H21V249H22V248H23V249H27L26 246H25V248H24L23 246L20 247ZM40 248H41V246H40ZM40 248H39V249H40ZM87 248H88V246H87ZM106 248H107V247H106ZM158 248L160 249L161 247L159 246ZM158 248H157V250H158ZM167 248H168V247H167ZM191 248H192V247H191ZM214 248H215V246H214ZM217 248H218V247H217ZM230 248H231V247H230ZM1 249H2V247H1ZM3 249H2V250H3ZM21 249H19V250H21ZM32 249H33V247H32ZM39 249H38V250H39ZM54 249H55V248H53V250H54ZM89 249H90V248H89ZM92 249H94V247H93ZM92 249H91V250H92ZM193 249H194V248H193ZM202 249H203V247H202ZM202 249H201V250H202ZM207 249H208V248H207ZM227 249H229V246L227 247ZM235 249H236V248H235ZM261 249L264 250V248H261ZM19 250H18V252H15L16 250L14 251V249H13L14 252L10 253L11 256H12V259H11V258H8V259H7V258L5 257V255L2 253L3 255L0 256V264H3L5 261H7V263H9V264L14 263V262H16L15 264H17L18 261L20 262L19 259H22V258H21V254H20V251H19ZM53 250H52V251H53ZM79 250H80V249H79ZM99 250H100V249H99ZM204 250H205V249H204ZM219 250H220V249H219ZM224 250H225V248L223 249V251H224ZM230 250L233 252V248L230 249ZM263 250H262V251H263ZM11 251H12V250H11ZM23 251H24V250H23ZM25 251H26V250H25ZM96 251H97V250H96ZM108 251H109V250H108ZM165 251H168V250H165ZM192 251H194V250H192ZM196 251H197V250H196V248H195V252H196ZM202 251H203V250H202ZM207 251H208V250H206V252H207ZM220 251H221V254H222V250H220ZM228 251H229V250H228ZM257 251H258V248H257ZM4 252H5V254H6V251H4ZM32 252H33V251H32ZM32 252H31V255L33 254ZM37 252H38V251H37ZM85 252H86V251H85ZM99 252H100V251H99ZM99 252H98V253H99ZM155 252H156V251H155ZM157 252H158V251H157ZM203 252H204V251H203ZM206 252H205V253H206ZM213 252L215 253L216 251H213ZM232 252H230L231 254H229V252L226 251V256H228V255L231 256V255H232ZM136 253H137V252H136ZM145 253H146V252H145ZM159 253H160V252H159ZM161 253H162V252H161ZM192 253H193V252H192ZM192 253H191V254H192ZM196 253H197V252H196ZM200 253H201V252H200ZM205 253H204V254H205ZM209 253H210V249H209ZM211 253H212V250H211ZM211 253H210V254H211ZM235 253H236V252H235ZM235 253H234V254H235ZM255 253H256V251H255ZM263 253H264V251H263ZM23 254H24V253H23ZM94 254H96V253H94ZM102 254H103V253L101 252V255H102ZM194 254H195V253H194ZM201 254H202V253H201ZM223 254H225V253H223ZM227 254H228V255H227ZM239 254H240V253H239ZM244 254H245V253H244ZM258 254H259V253H258ZM41 255H42V254H41ZM45 255H46V254H45ZM101 255H100V256H101ZM103 255H104V254H103ZM154 255H156V254H154ZM211 255H212V254H211ZM211 255H210V256H211ZM23 256H24V255H23ZM89 256H90V255H89ZM100 256H99V257H100ZM106 256L108 257L109 254L106 255ZM168 256H170V254H169ZM186 256H187V254H186ZM197 256H199L198 253H197ZM201 256H202V255H201ZM203 256H204V255H203ZM206 256H208V255L206 254ZM223 256H224V255H223ZM159 257H160V255H159ZM189 257H190V256H189ZM192 257H193L194 259H196V256H191V258H192ZM204 257H205V256H204ZM208 257H209V256H208ZM228 257H229V256H228ZM234 257H235V256H234ZM234 257H233V258H234ZM245 257H247V255H245ZM23 258L25 259V256H24ZM101 258H102V257H101ZM105 258H106V257H105ZM136 258H137V257H136ZM151 258H152V257H150V259H151ZM154 258H155V257H154ZM157 258H158V256H157ZM157 258H156L154 261H156ZM168 258H169V257H168ZM219 258H220V255H219ZM219 258H218V259H219ZM222 258H224V257H222ZM230 258H231V257H230ZM237 258H238V257H237ZM237 258H236V259H237ZM24 259H22V260H24ZM89 259H90V258H89ZM111 259H112V258H111ZM198 259H200V258H198ZM198 259H197V260H198ZM224 259L227 260L226 257H225ZM245 259H246V258H245ZM253 259H254V257H253ZM260 259H261V258H260ZM3 260H5V261H3ZM59 260H60V258H57V260H56L55 258H52V262H51V264H53V263H55V262H56V264H59ZM92 260H93V259L91 258V261H92ZM94 260H95V259H94ZM101 260H103V258H102ZM141 260H142V259H141ZM152 260H153V259H152ZM158 260H159V259H158ZM190 260H191V259H190ZM219 260H220V259H219ZM27 261H28V260H27ZM75 261H76V260H75ZM150 261H151V260H150ZM166 261H168V260H166ZM174 261H175V260H174ZM187 261H189L188 258H187ZM199 261H200V260H199ZM221 261L223 262V260H221ZM234 261H236V260H234ZM256 261H257V260H256ZM262 261H263V260H262ZM21 262H22V261H21ZM92 262H93V261H92ZM92 262H91L90 264H93ZM97 262H98V260H97ZM97 262L95 261L94 263H97ZM168 262H169V261H168ZM183 262H184V261H183ZM190 262H191L192 264H193V262L198 263L197 261H194V260H193V262H192V261H190ZM208 262H209V261H208ZM208 262H206V263H208ZM228 262H229V261H228ZM251 262H252V261H251ZM251 262H250V263H251ZM257 262H259V261H257ZM82 263H83V262H82ZM84 263H86V262H84ZM154 263H155V262H154ZM154 263H153V264H154ZM157 263H158V262H157ZM164 263H165V262H164ZM166 263H167V262H166ZM201 263H202V262H200V263H198V264H201ZM203 263H204V259H203ZM226 263H227V262H226ZM250 263H249V264H250ZM5 264H6V263H5ZM18 264H20V263H18ZM60 264H65V262H61V261H60ZM87 264H89V263L87 262ZM97 264H98V263H97ZM155 264H156V263H155ZM172 264H173V263H172ZM185 264H186V263H185ZM188 264H190V263H188ZM218 264H221V263L218 262ZM228 264H229V263H228ZM254 264H255V263H254ZM256 264H257V263H256ZM259 264H260V262H259Z\"/></svg>","mask_w":264,"mask_h":264}]
</instances>
